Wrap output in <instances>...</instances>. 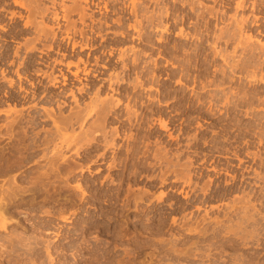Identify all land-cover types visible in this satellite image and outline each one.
<instances>
[{
  "label": "rangeland",
  "instance_id": "374dc122",
  "mask_svg": "<svg viewBox=\"0 0 264 264\" xmlns=\"http://www.w3.org/2000/svg\"><path fill=\"white\" fill-rule=\"evenodd\" d=\"M9 1H10V3H12L14 0H12V1L9 0ZM123 1H125V0H123ZM141 1H146V0H140V2ZM125 2H126V4H129L130 0L125 1ZM147 2H148V0H147ZM67 3L70 4L69 2H67ZM4 4H5L4 0H0V7H2V5H4ZM206 5L210 6V5H212V3L206 1ZM153 7H154V4L150 6V8H151L150 10H152ZM8 8H10V7L8 6L7 9ZM128 8H130V7H128ZM8 10L9 11H15V12H18V13L22 12V9L20 7L19 8L18 7H11ZM156 10H158V8H156ZM230 11H232V12H230ZM233 11H234L233 9H229L228 12H230L231 14H229V13L228 14L229 15H233ZM246 12H247L246 15H249V12H250L249 16L252 17V18L255 15L256 16H260L259 18H262L264 16L263 13L260 12V10L259 11L256 10V9L252 10L251 7H249V9H247ZM251 12H254L255 15L253 13H252L253 15H251ZM22 13L25 14L26 17L29 16L28 13H25V12H22ZM258 13H259V15H257ZM183 14H185V12ZM110 15L111 14H109L107 16L98 15V17L99 18L101 17L102 20L106 17L104 20H108L110 22ZM119 15L120 14L118 13V17H122V15H124V19L123 18L122 19H123V21L125 20L123 22V23H125V26H124V24H122V25H115L114 28H112V27L109 28L108 27L109 28V32L107 33L105 31L106 30L108 31V28H105V26L100 24V26H103V27H100L97 30L98 35L100 33L101 35H103L105 37V40L102 41L101 37L99 36L97 38V40L99 41V42H97V44H100L101 48L107 46V47L102 48V49L99 47L100 49L95 51L97 56L99 55V58L103 59L104 61L107 60V59L110 62L113 61V60L115 61V59L118 61V63H113V64L112 63L110 64L108 62L109 65L106 62H105V64L102 63L103 65L110 67L108 70L106 69L107 71L103 67H100V68L97 67V69H99V70L101 68L104 70V73H102V74L98 73L97 77L103 75L101 77L104 78V80H106V83H105L104 80L102 82H100V84L102 83L103 86H100L101 88L99 87L100 88L99 97L102 94L101 98L102 97L104 98V96L105 97H110L112 95L111 97L114 96V98L119 97V99L120 98H121V100L123 99L122 100L123 103L121 105H119L118 108H115V109L118 112H121L122 110H124V111H122V113L124 114L125 105L129 103V104H131V106H133V104H134L133 102L136 99L137 100L141 99V101L143 99H145L146 102H149L148 101V96H149V98L152 100L151 106L155 110V109H157V106L159 104L158 102L161 99H163V100L168 99L167 96L170 95L168 97L171 98V99H168L169 101L167 100L169 102L167 106H168V108L170 110L172 109L171 111H169L167 106L166 107L163 106L166 102L163 104L164 101L161 100L162 103H160V104L161 105L163 104L162 108L167 110V112H166V114L164 116L163 115H158L156 113H153V115H152V113L146 111L145 115L148 118H149V116H151L150 118L152 120L150 118L149 119H145L144 118L145 121H143V122L142 121L140 122V120H138V122L141 123L142 128L145 127V124H146L145 128H147L150 125V126H152L153 130L156 131V133H157V130L160 132V134H161L160 136H162L163 134H165V135H163L161 137L162 139L159 141L160 146H159V143H158V145H155V144L152 143L149 146L152 154L150 153L147 156H144V155L140 156L142 154L136 152V151H138V150H136L137 148H140L139 150H142V148H144L145 145H146L145 143H143V144L140 143L141 141H139V142L137 141L135 143V145H130V147H131V152L130 153L131 154L129 153L128 155L126 154V148H127L126 144L122 145L121 149L118 146H115L116 149H114V147H111V146L109 148L105 147L104 143L102 145H97V143H96V145L95 144L94 145L93 144L92 145H87V146H85L84 148H82L80 150V157L77 156L76 153H75V149H74L75 146H72V149H74V151L72 149H70V151H68V152L66 151L65 152V154L67 153V156L70 158V160L68 158L66 163H68V162L70 163V161H71V164H72V161L74 163L75 162H80L83 165L86 164V165H84L85 169H84V171L74 170L72 172H68L69 170L65 169V167H67V164H66V166H64L65 163L61 162L60 163L61 170L64 167L63 168L64 170L61 171V172H63L61 174H64V175H62V176H60L61 174L58 175V176H60L61 179H59V177L57 179L56 178L54 179L53 177H49V178L46 177V172H47V171H45L46 168L49 169L48 172L51 170L50 164L48 165V163H50V162H48V160H49V158L51 156L50 155V150L53 149V146H52V144L49 145L48 149L49 148H51V149L50 150L47 149L48 151L47 150H40V149H42V147H43L42 144L45 143L44 140L46 141V139L50 137V135H49L50 132L49 131H51V133H54V135H55L56 129H55L54 125H52V122L50 123V121H47V122L44 121L45 120L44 119L45 118V113H44L43 109H42V112H40L41 109L37 107V106H39V104L41 102L37 103V104H35V105H33L32 107H29V108H26L25 106H21V105H13L12 103L9 104V105L1 103V100H3V99L6 100V99L11 98V96L14 95L13 91L16 90L17 87L21 86L20 88H23L24 91L25 90L29 91L31 89L34 90L33 86L34 87L37 86V84H36L37 80L36 79H30V75L29 74H28L29 76L25 75L26 73L24 74V71L27 68H32L30 66V63L32 62L33 59H39V57H37V56H39L41 54L40 53L38 54L37 51H33V52L29 51L27 53V45H25V44L28 41L26 42V40H31V39L34 40V38H32V36H36L37 37V35H35V33L33 34L32 31L31 32L28 31V33H27V32H25L26 31L25 29L23 30L24 21H21L19 23H16V22L14 23L12 21H9L10 19L8 17H5V16H1L0 17L1 18L0 19V25L6 27V31H2V30H1L2 32L0 31V36H1L0 37V52H1L0 53V63H1L0 64V111H1L0 112V191L2 189L4 191L6 189H10V187L13 185V179L14 178L17 181L16 183H18V185L22 189L25 188V190H28V188H29V190L31 191V193L28 192L29 196L26 195L27 192L25 193L26 196H24V192H23V196L18 197V198L25 197V198H23L25 200L26 197L28 196L27 198H28V203L30 202L29 204H27V202H26V204H25V202H19V203H15L14 205H12V204L10 205L9 204V208L7 206L8 214H9L10 217L8 215L7 216L9 217L8 219H9V221H11L12 224L10 226H8V230L6 229V231H0V241H2V242H0V264H15L16 262H17L16 264H18V263L19 264H28V263L29 264H206V263L207 264L208 263H210V264H213V263L214 264H222V263L223 264H231V263L232 264H238V263L239 264H264V119H263L264 115H263V117H261L262 114H263L262 112H264V107H261L263 105V103L259 102V104L257 103L256 105H254L256 102H258V100L257 101L255 100L253 104L251 103L250 105L248 104L247 107H244L243 108L244 110L242 112L239 111L238 113H234V112H227L226 106L223 105V100H221L220 98H214L211 103L208 102L207 100H210V99L209 98L207 99L208 96L206 95V93H203L200 90H203L202 84H204L205 82L207 83L208 80L213 79V77L211 76V75H214L213 73H211V75H210L211 79L208 78V79H206L207 81L205 79H203V78H200V79H202L204 81L202 82V80L199 79V81L198 80L196 81L197 83H194L191 80H190V82L189 81L184 82L185 84H187L186 86H188L187 93H186V96L184 98H182L181 95H177V96L174 95L175 94L174 91H171V92L167 91L168 90V88H167L168 86H171V88H172L171 90H173V88L179 89L180 86L179 85L177 86L175 84L174 81L177 80L176 78H174V79L172 78V80L170 82L168 80H166L167 77H166L165 71H166V69L172 70V69H170L172 67L170 66V64H167V65L163 64V61H165V63H166V59L163 58V57L161 58V57H159L157 55V54H159V51L161 49L160 48L158 50L157 48L160 47V46L162 47L163 44L160 45V44L156 43V45H158V47L150 44L148 47H146L144 45L139 44L137 41L135 43H132L131 41L130 42L127 41L128 42L127 43V42H124V40L119 38L118 36L116 37L114 32H117V33L120 32V31L122 32V29L125 32L127 31L130 35L134 34L133 31H130V30L128 31V29H129L128 28L129 27L128 24H131V22H133L134 19L132 18L131 21L127 20L126 18L129 17L127 13H125V14L123 13L120 16ZM76 18L77 17H74L73 19H76ZM194 18L195 17H191L189 19V22L194 21L195 20ZM36 21H40L39 18ZM126 22H128V23H126ZM221 26L222 27H226L223 24L222 25L220 24V27ZM11 27H13V28H11ZM18 28H21L22 31L17 30ZM116 28L118 30L114 31V29H116ZM111 30H113V32H112L113 34L110 32ZM2 33H4V34H2ZM102 33H104V34H102ZM9 34H11V35H9ZM12 34H13V36H12ZM18 34H19V36L28 37V39L24 40L22 38H19V36H17ZM25 35H27V36H25ZM111 35H113V36H111ZM93 36H95V35H93ZM14 37H16L17 39L14 38ZM256 38H259V37L257 36ZM10 39H11V41H10ZM13 39H14V42H13ZM259 39H261V41L264 42V38L260 37ZM17 40H18V42H17ZM8 41H10V42L8 43ZM120 42H122V43H120ZM22 43L23 44L25 43L24 44L25 46L22 45ZM113 44H114V46H113ZM125 44H128V46L125 45ZM33 45L36 46L38 49L42 48V46L39 45L36 42ZM118 45H119L120 48H121V46L125 47V48L127 47L128 51H129V48H130L131 45L136 46L137 49L140 50L139 54L138 53L136 54L137 58H138V61H136L135 64H132L133 61H131V60L133 58H135L136 56H134V54L131 53L130 51H129L130 53L127 51V55H126V58H125V62H126L125 64H126V68L127 67H128V69L130 68L129 70L126 69L125 67H123L124 66V65H122L123 63L121 61H119V53H120L119 49L120 48L117 47ZM13 46H15V47H13ZM231 47L232 46H230L229 49ZM6 48H8V49L6 50ZM110 49H111L112 52L110 51ZM13 50H15V51H13ZM17 50L19 51L18 52V57L21 55L19 58L15 55V52ZM98 51H99L100 54L98 53ZM143 51L145 53H148L149 55L150 54L151 55L150 56H148V55L146 56ZM9 52H10V54H9ZM30 52H31V54H30ZM44 52H46L48 54H52L53 55L52 57H54V58L55 57L58 58V59L62 58V56H60V55L57 56V54H55L53 51H46L44 49ZM101 53H103V55ZM4 54H6V55H4ZM22 54H25V55H22ZM13 55H14V57H13ZM128 55L129 56L131 55V57H129ZM42 56L45 57L44 55H42ZM110 56H112V57H110ZM152 56H153V59H152ZM24 57L26 59H24ZM142 57H144V58H142ZM130 58H131V60H130ZM150 58H151V61H150ZM17 59H19V60H17ZM155 59H157V63H158L156 67H154L155 65L152 62ZM7 60L8 61H12L13 60L14 64H8L7 62H5ZM148 60H149V62H148ZM2 61H3V63H2ZM21 62L25 66L19 65V64H21ZM221 62L222 61H220L218 63L221 64ZM144 63H145V65H144ZM148 63H150L152 65H150ZM114 65H115V67L112 68V66H114ZM132 65L133 66L135 65V66L133 67ZM146 65H147V67H146ZM158 65H159V67H158ZM168 65H169V68H168ZM37 66L44 68L41 65H37ZM59 66L60 65H56L55 68H53V71H52L53 76L57 75V73L61 74L60 72H58L56 70V67L57 68H62L63 67V69L65 68V66H62V65L60 67ZM88 67H89V65H87L84 70H86L89 73L91 72V73L90 74L88 73L89 76L85 75L84 77H88V79H89L92 74H97L96 73L97 71L95 72L93 70H88L87 69ZM137 67L140 69V71H138ZM157 67H158V70H157ZM124 68L126 69L125 71H124ZM18 69L21 72L18 71ZM74 69L75 68H73V70ZM120 69L121 70L123 69V71H122L123 73L121 72ZM133 69H135V70L133 71ZM143 69H145V71ZM147 69H149V70H147ZM214 69H215V67L211 68L212 71ZM1 70H4V71L6 70L5 74H4L6 76H3L1 74V72H2ZM11 70H14L13 73H12ZM103 70H100V71H103ZM116 70L119 71V72H117ZM130 70H132V71H130ZM151 71H152V73H151ZM18 72H20L19 74L22 76L21 79H19V76L17 75ZM141 72H142V75L140 74ZM106 73H108V74H106ZM119 73H120V75L124 74L123 76H120V77H122L123 79L126 80V81L124 80L125 83L119 82V83L115 84L114 81H113L115 86H114V84H110V83H112V82H109L110 81V76L112 74L114 75V74H119ZM148 73L153 74V75H150ZM154 73H155V76H154ZM194 73H195V71H194ZM238 73L240 75H238ZM238 73L236 74V78L237 79H239V77H240L241 79H243V81H245V79L248 78V74H247V77H245L246 76L245 72L244 73H240V70H238ZM48 74L49 73H47V75ZM66 74H68V73L64 72L61 76L63 77V75H66ZM157 74L159 76H161V77H157L158 76ZM202 74H204V72H202ZM258 74H257V76H258ZM136 75H137V77H136ZM149 75L151 76V78L154 77V79H153L154 81L152 80L153 82L149 78ZM218 75L219 74L216 73V76H215V79H214L215 80L214 81V88L212 90L215 89V86H216L215 84L219 83L218 79H220V75L219 76ZM237 75H238V77H237ZM25 76L28 78V81H27V79H24ZM125 77H127V78H125ZM139 77H141V78H139ZM201 77H202V75H201ZM259 77H260V74H259ZM5 78L8 79V80H6ZM58 78L60 80V77H58ZM136 78H139L138 80L141 83V85L139 87H138L139 83L137 84L138 80ZM144 78H145V80L143 82V80H141V79H144ZM158 78L161 81H159ZM11 79L14 82L13 83L14 86L12 85L13 87L9 84V81ZM128 79H129V81H127ZM132 79L133 80L136 79V81H133ZM156 79H158V81ZM29 80H30V82H29ZM45 81L46 80L44 79L43 82H45ZM147 81H148V83H147ZM82 82L87 83L84 80ZM134 82H135V84H137V87H138L136 89H134L135 88L134 86H136V85L132 84ZM149 82L151 83V85L154 84L153 85L154 87L156 86V83L160 87L157 85L155 87V89L153 90L154 87L152 88V86L150 85ZM29 83H31V84H29ZM107 83H109V85H107ZM128 83H129V85H128L129 88L127 87ZM142 83L143 84H147V85H142ZM189 83H192V85H194V87L191 84H189ZM199 83H201V84H199ZM23 84H24V87H22ZM246 84H247V87H249V88L253 87V85L250 86L249 83H246ZM15 85H16V87H15ZM30 85H31V87H30ZM172 85L175 86V87H173ZM9 86L12 87V88H10ZM107 86L108 87L110 86V87L108 88ZM148 86H150L149 88H151V91L149 90L150 92L147 89ZM254 86L257 89L259 87L261 88V89L260 88L258 89L257 93L259 95L258 96L259 99H263L264 98V95H263L264 94V84L255 83ZM28 87L30 89H28ZM112 87L115 89V91L116 90L117 91L116 92L114 90L111 91L113 89ZM212 87H209V88H212ZM110 88H112V89H110ZM122 88H124L123 91H122ZM144 88H146V89H144ZM157 88H159V89L156 90ZM199 88H201V89H199ZM143 89L145 91H143ZM164 89L165 90L167 89V90L165 91ZM192 89H194V91ZM195 89H197V90H195ZM228 90H229V88L226 89V91H228ZM109 91H110V93H109ZM120 91H122V93ZM125 91L128 92V93H126ZM196 91L201 94L200 100L203 103L202 105L195 98V95L197 96V94H195V93H197ZM96 93L97 92H95V94ZM115 93H117V94H115ZM130 93H133V95L131 94L132 98H129V97H131ZM137 93L141 94V95L138 94L140 97L136 96ZM148 93H149V95H148ZM150 93L151 94L153 93L154 96L153 95L151 96ZM5 94L7 95V97L5 96ZM95 94L94 95L90 94V95H92V96H90L91 98L90 97H85L86 99L83 98V100L80 98V103H81L79 105L80 107L75 105L73 103V101L72 102L69 101L70 97H67V98L66 97H60L58 100L61 101V100L64 99L63 101H65V100L68 101L67 104L72 107L71 108L72 110L74 109L73 107H75V109H77L76 111L75 110H73V111L71 110L68 113V110H69L70 106L66 105L61 111L63 114H65L63 116H68V115H70V113L72 114V112L76 113L80 108L85 109V106H87L90 101L93 102V100H94L93 98H95L93 96H95ZM145 94H146V96H145ZM193 94H195V95H193ZM123 95L124 96L127 95V96L124 97ZM143 95H144V97H143ZM189 95L192 96L191 99H189ZM172 96H175L176 98L173 99ZM178 96H179V98H178ZM127 97H128V99H127ZM133 97H135L136 99L134 98L135 99L134 100ZM153 97L155 99H153ZM124 98L127 99V100L130 99V101L128 102V101L125 100V102H124ZM176 99H177V101H176ZM217 99H218V102L220 100L219 103L217 102ZM83 101H85V102H83ZM91 102L89 104H91ZM154 103L156 104V106H155ZM187 103H188V105H187ZM214 103L215 104L218 103V104H216V107H218V108L215 107ZM220 103L223 106L222 108H221ZM137 104H140V103H137ZM137 104H136V106H137ZM173 104H174V106H173ZM180 104H181V106H180ZM190 104L191 105L194 104L195 106L194 105L191 106ZM57 105H58L57 103L43 104L42 108L46 107V108L49 109V108L53 107L52 108L53 111L56 112V115H59L60 114V112H59L60 110L58 111ZM253 105L257 106V107H254ZM13 106L14 107L16 106L15 108H18L19 110H21L22 108L24 109V110L22 109L24 112L22 110L21 111L24 113V114L22 113L23 117L25 115L26 116H25V118H21V121L24 120V121H22V124L20 123V121H19L20 119H19L18 120L19 123L17 122V123H14V124L10 125L12 120L14 119V117H16L15 113L10 112V107L14 108ZM140 106H141V104H140ZM140 106L138 105L137 107L139 108ZM249 106H252L253 108L251 109V107H249ZM36 107H37V109H36ZM134 107H135V105H134ZM178 107L181 109V111H180V109ZM214 107H215V109H214ZM139 109H143L144 110L145 107H142V108H139ZM208 109H210V111L212 113ZM249 109H251V111ZM253 109L254 110L256 109V110L254 111ZM203 110H205V111H203ZM245 110L246 111L248 110L247 111L248 112V116L250 115V116H252V118L250 116L249 117L248 116L247 117L243 116L246 113ZM217 111L219 113H217ZM220 111L222 113H220ZM37 112L40 113V114L38 115ZM254 112H256V113H254ZM177 113H179V115ZM257 113H258V116H257ZM225 114L227 116L229 115L228 116L229 118L226 117ZM156 115H158V116H156ZM169 115H170V117L172 115H174V116L169 118ZM259 115H260V117H259ZM8 116H10V117H8ZM126 116L127 115L125 113V115H123L122 118H125ZM153 116H154V118H153ZM237 116L239 117V119H238ZM42 117H44V118L42 119ZM109 117H111L110 118L111 120L114 118L112 115L109 116ZM165 117H166V119H165ZM181 117H182V119H181ZM189 117H191V118H189ZM234 117L237 118V119H235ZM255 117L257 119H259V120H257ZM29 118H30V120H29ZM140 118H141V116H140ZM163 118H164V120L166 122H168L167 123L168 128L165 129V130L161 129L160 125L158 124V123H160V120H163ZM176 118H178V119H176ZM260 118H261L262 121L260 120ZM31 119H32V122L33 121L34 122H36V121L39 122V123L36 122V124L38 125V126L36 125L37 127L35 126L34 122H33L34 124L31 122ZM94 119H95V116L91 117V118H88L84 122L85 129H87V127H89V125H91L90 122H94ZM225 119H227V120H225ZM232 119H233V121H232ZM254 119H256L257 121L254 120ZM155 120H156L157 123L155 122ZM169 121H170V123H169ZM258 121L261 124H259ZM230 122H232V123H230ZM234 122H236V123H234ZM239 122H240V124H239ZM8 123H10V124H8ZM114 123H115V121H114ZM114 123H112V125H114ZM117 123L118 122L116 121L114 126L122 125L123 128H125L126 126L129 127V123L126 122V121L121 122L120 124H117ZM134 123H135V126H134L135 128H137V127L140 128V126H139L140 123L139 124L136 123V122H134ZM172 123H173V125H172ZM189 123H191V124H189ZM246 123H248V125L251 124L253 126H251V125L247 126ZM41 124H43V125H41ZM106 124L108 126L111 125L110 123H106ZM235 124L236 125L238 124L237 125L238 127L235 126ZM254 124L256 125V127H255ZM26 125L27 126L29 125V126H32V127H28L29 128L28 129ZM79 125L77 126V124H76L77 127L74 125V127H75L74 130L76 132L71 129L72 127H69L68 133H69L70 129L74 132V133H72V131H71L70 133H72V134L79 133L81 131L79 129L80 128ZM23 126H24L25 129L27 128L26 129L27 131L25 129H23ZM50 126H52V127H50ZM46 127H47V129H46ZM190 127H191V129H190ZM259 127H260V129H259ZM41 128H42V131H41ZM44 128L46 130L50 129L48 131L49 134L48 133L46 134V130L43 131ZM142 128L140 129V131L137 130V129H133L132 132L134 131L133 133H136L138 138L139 137L142 138V133L144 132ZM244 128H245V130H244ZM246 128H248L250 130H248V129L246 130ZM39 129H40V131H38ZM23 130H25L26 132H23ZM32 130L33 131L34 130L38 131L37 132L38 135H37V133L35 134V132L33 134ZM52 130H55V131L53 132ZM128 131H129V129H128ZM170 131H172L173 135L170 133ZM177 131H178V133H176ZM43 132L46 134V136H45V134ZM24 133H26V134H24ZM31 133H32L33 136H31ZM182 133H183V135H182ZM23 134L25 135L24 138H23V136H24ZM185 135H187V136H185ZM51 137L49 139H51ZM53 137H55V136H53ZM169 137H171V138H169ZM176 137L178 139H176ZM188 137H190V138H188ZM33 139H34V141H33ZM35 139H36V141H35ZM98 139L101 140V137H98ZM153 139L154 138H152V140ZM167 140H169V141H167ZM176 140L178 142V145L180 144L182 147L180 145L179 146L177 145ZM179 140H181V141H179ZM196 140H197V142H196ZM118 141L120 142V140H118ZM165 141H167V142H165ZM185 142H186V144H185ZM161 143H162V146H161ZM138 144H142V146L140 145V147H136V146H139ZM163 144H164V146H163ZM33 145H35V146H33ZM171 145H173V146H171ZM31 146H32V148L35 147L36 149H32ZM39 146H40V149H39ZM29 147L31 149H29ZM153 147H154V149H153ZM158 147H159V149L157 150L156 148H158ZM161 147L162 148H164V147L168 148L169 147V149L164 148L165 150H161L162 149ZM175 147H177V148H175ZM24 148H27L28 150H26V149L24 150ZM104 148H106L105 150H107L106 152L108 154L105 152ZM170 148H173V149L170 150ZM187 148L189 150H191V151L188 150L189 153L186 150ZM112 149H113V151H112ZM118 149H120V150L118 151ZM144 149H146V148H144ZM102 150H104V151H102ZM133 150H136V151L133 152ZM155 150L156 151H161V153H162V151L169 152V153L166 152V155H165L166 156L165 157L166 164L164 163L165 161H161V162L159 161L158 162L157 158H156V160H157V162L159 164L156 162V160H154L155 153H156ZM173 150H175V151H173ZM178 150H180V151H178ZM46 151L49 152V154H47ZM98 151H100L99 153L101 155L98 153ZM114 151H117V152L115 153ZM95 152L97 153V156L99 158H96L97 156H93V155H95ZM176 152L178 153V157L176 155L177 154ZM180 152L182 153L181 156H180ZM256 152H257V154H256ZM194 153L197 154V157H196V155ZM235 153L238 156H236ZM249 153H251V154H249ZM45 154H47L49 156H46ZM167 154L168 155L170 154L169 157L167 156ZM43 155H45V158H43L44 157ZM171 155H172V157H170ZM174 155H175V157H174ZM116 156H117V158H116ZM121 156L123 157V159H122ZM188 156H189V158H187ZM21 157H22V159H21ZM82 157H84V158H82ZM126 157H128L130 160L128 158H127V160H125ZM137 157H138V159H137ZM134 158H136V159H134ZM150 158H153L152 159L153 161L150 160ZM169 158H172V159L168 160ZM190 158H192L191 163L194 162L192 165H191L190 161L189 162L186 161L187 159L190 160ZM174 159L175 160L178 159V161H175ZM241 159H242V161H241L242 164L239 161ZM201 160H203V162ZM170 161H172L173 163L172 162L170 163ZM185 161L187 163H185ZM102 162H104V163H102ZM36 163L38 164V166H37ZM111 163H113L112 164V165H114L113 167L109 166ZM168 163H170L169 164L170 166L168 165ZM181 163L184 164V165L186 164L185 166L184 165L183 166L187 170L182 165H180ZM126 164H128V165H126ZM145 164H146V166H145ZM150 164H151V167L149 169L148 166H150ZM163 164H165V166ZM187 164H188V166H187ZM36 166L37 167L40 166V168H37ZM167 166H168V168H167ZM189 166H190V168H189ZM42 167H45L44 170H43ZM152 167L154 169H152ZM34 168H36L37 171H42L43 170L44 172L42 171V172H38L37 173L36 169H34ZM161 168H162V170H161ZM215 168L218 170V172H217V170L215 171ZM33 169H34V172L36 171L35 173H33ZM158 169L160 171H158ZM163 169L164 170L166 169V170L164 171ZM174 169L175 170L179 169V171H180V169H184L183 171L181 170L182 172H184L183 174H185V172H187L188 175L191 174L190 177H191V181L193 180L192 181L193 184L191 185V182H190L191 186L188 185V187H187V185L184 184V182H183L184 179L181 180L182 182L180 181V182H175L174 183L173 181L177 178L176 175H178L179 177L185 176V175L182 174L181 171H180L181 172V176H180V174L174 175L175 173H177ZM226 169H227V171L228 170L229 171L227 172ZM131 170H132V172L134 171L133 174H132ZM169 170H170V172H169ZM161 171H163V174L165 173L167 178H169L167 180L168 183H166V184L165 183L164 184L160 183L161 182L160 178L163 176V174L159 173ZM167 171H168V173H167ZM44 175H45L46 179L50 180V182L52 184L50 182L47 183L48 180H46V179H45L46 182L44 181V178H45ZM39 176H40V178H43V181H42V179H39ZM155 176H156V178H155ZM231 176L234 177V178H232ZM36 177H37V180H36ZM51 179H53L54 181L60 180V181H56L57 184L59 182H61V180H62L63 183L62 182H61L62 184L59 183V186L61 185L63 187V185H64V187L62 188L60 186L61 188H57L55 186L56 182H55V184H53L54 181L52 182ZM159 179H160V182H159ZM210 179H211V182H210ZM232 179H233V181H232ZM169 180L171 182H169ZM31 181H34V183L31 182ZM37 182L38 183L41 182V183H39L40 185L43 184V183L44 184L47 183V184L43 185V187H42V186H39V184L37 185L36 184ZM230 182H231V184H230ZM77 183H83L82 184V185H84L83 187L85 188V190L87 189L86 190L87 193H85V195H82V193L80 191L78 192V190L74 189V187H75V185ZM225 183H226V185H225ZM32 184H34V185L36 184L37 187L39 186V188H42L43 189L42 193L45 192L44 188L47 187V189L45 188L46 189V194L45 193L41 194V189L39 190L36 187V185H35V187L37 189H35V187H33ZM51 185H54L55 187L53 188V186H51ZM69 185H71L70 187L73 186L74 190L71 189L69 187ZM30 186L33 187L32 190L30 189V188H32ZM48 187H50L51 190L52 189L53 190L52 191L48 190L49 189ZM66 187L68 188L69 192L66 191L67 190ZM62 189H65V190H62ZM192 189L195 190L196 192H198V194L196 192H190V191H193ZM224 189L226 190L227 193H225ZM33 190L36 191V192L38 190L40 192V194H39V192L37 194H39L41 197L39 195L35 197V195H37V194L34 195V192H32ZM47 190H48V192L50 191L51 193L53 191H56V190L60 191V192L56 191V192L51 194V196L56 198V200L53 197L51 198V196L49 194L50 192L48 193ZM61 190H62V193H61ZM65 191H66V193H64ZM186 192L189 195L188 197H187ZM210 192H212L214 195L212 193H210ZM58 193H60V194H58ZM228 193H230V194H228ZM66 194H67L68 198L66 197ZM161 194H163L162 195L163 198L160 201L158 198H159V196ZM203 194H206V195L204 196ZM20 195H22V194H20ZM32 195H34L33 198L34 197L36 198L35 202L32 201ZM42 195H43V198H42ZM44 195H46V196H44ZM185 196H186V198H185ZM242 196H244V197H242ZM64 197H66V200H64L65 199ZM79 197H82V200ZM137 198H138V200H137ZM43 199L46 202L43 201ZM52 199H54L55 201L52 200ZM40 200L42 202H40ZM71 200H73V201H71ZM148 202H150V203L148 204ZM228 204H229V206H228ZM135 205H137V207H135ZM236 206H237V208H236ZM240 206H241V208H243L242 206H244V208L239 210L238 208H240ZM246 206H248V207H246ZM213 207H216V208H213ZM231 207H232V209H231ZM245 208L247 209L248 214L252 215V219L250 221L240 218L241 217L240 215H242V213H243L242 211L245 210ZM248 208H249V210H248ZM214 209H215V211H214ZM49 210H51V211L53 210L54 211V212L52 211L53 216H51V217H49L46 214V211H49ZM141 210H143V211H141ZM220 210H221V212H220ZM206 212L209 213L208 218L205 217V216H207ZM224 213H226L225 214L227 216L226 218H224L225 217ZM232 213H234V214H232ZM28 214H30V215H28ZM217 214H218L219 217H223L224 216L222 218V220H221V225H218V226L216 225V220H214V219H217V218L219 219V217L216 218ZM33 215H34V217H33ZM191 215H192L193 219L191 218V220H190ZM64 216L68 217L67 218L68 222L62 220V217H64ZM183 216L185 218H187V217L188 218L185 219ZM201 216H203V217H201ZM237 216H238V218H237ZM198 217H199V222L197 220ZM40 218L42 219V221H41ZM253 218L255 220H253ZM208 219H210V220H208ZM228 219L231 222L234 220L233 224L232 223H228V222H230ZM237 219H239L240 221H238ZM241 219L242 220H246V221H242ZM34 220H36V221H34ZM188 220L191 221V222H189ZM194 220H195V222H194ZM200 220H202L203 222L206 220V222L203 223V226L206 224L204 226L206 231H204L205 229L202 228L203 227L202 226V221H200ZM172 221L175 222V223H173ZM196 221L199 224H197ZM210 221H212V224H211ZM247 221H249V222H247ZM29 222H32L34 224V226L32 225V228H31V225H27L31 229L27 230V232H26V230H24L22 227H23L24 224H27ZM184 222H186V224L188 223V225L190 224L189 225L190 227L194 226L195 228L191 227L192 231H190L191 228H189V226H187V225H186L187 227L184 226V224H185ZM225 222H226V224H228V225L230 224V225L229 226L227 225L228 227L225 226L226 225V224H224ZM236 222L237 223H242V224H240V226H239L238 224H236ZM207 223L209 224V227H208ZM235 224L237 225V227H236L237 231L235 233H229V231L231 232L232 230L228 229L229 231L226 233L227 228H230L231 225L234 227V230H236V228H235L236 225ZM44 225H45L46 228L44 227ZM55 225H57V226H55ZM62 225L64 227H61ZM196 225H198V226L200 225V227L197 228ZM210 225H212V227ZM213 225H214V227L215 226L216 227L214 228ZM241 225L244 226L245 228L244 227L242 228ZM54 226L57 227V228H54ZM224 226H225L226 229L223 230ZM59 227H60L61 231L59 230V232H58ZM240 227L242 229H244L245 231L240 229ZM48 228H49V230H48ZM53 228H54V230H53ZM196 228L198 230H196ZM238 229H239V233H238ZM45 230H47L49 232H47ZM67 230H68V232H67ZM202 230H203V232H206L207 234L204 233V235L203 234L201 235ZM214 230H215V232H214ZM217 230L220 232L219 234H218ZM72 231H73V234H72ZM209 231H211V232H209ZM221 232H223V233H221ZM13 233H15V234H13ZM18 234H20L19 238H21L20 236H22V239L26 240V241H24V243L26 245L27 244L28 245L31 244V245H29V248L27 247L28 249L25 248V247L21 248L22 250H18V251L19 252L23 251V252L22 253L20 252L18 254V251H17V254L15 255L16 252H12L8 248H6V249H8V250H6L5 247H4V249L7 251L6 252L3 248H1V244H3L4 240H5V244L7 243V245H8L9 239L18 236ZM56 234L57 235L59 234V237H56ZM214 234H216V237H214L215 236ZM224 234H226L227 237L224 236ZM13 235H15V236H13ZM66 235L68 237H66ZM218 235H219V237H218ZM233 235H235V236H233ZM202 236L204 237V239H203ZM239 236L242 237V238H240ZM36 237H37V240H36ZM32 238H34L33 242H35L36 244L33 243L32 241H28L27 242V240H31ZM38 238L39 239L42 238V240L41 239L39 240ZM229 239H231V241ZM36 241H38V242H36ZM81 241H84L85 244H84V242H82L83 245H81V243H80ZM40 242L42 243V246H40V244H41ZM75 243H77V244H75ZM78 243H80V244L78 245ZM191 243H193V244H191ZM234 243H235V245H234ZM5 244H3V245L7 246ZM37 244H39V245L37 246ZM210 244H212L213 246L210 245ZM32 246H33V248L36 246L34 248V252H33V250L31 251V249H33V248H30V247H32ZM37 247H39L38 249H40V250H38ZM70 247L71 248L73 247L72 249H70L72 252L69 250ZM82 247L83 248L85 247V248L83 249ZM196 247H197V250H196ZM208 247H210V248H208ZM50 248H52V249L50 250ZM200 248L202 250H204L205 253L206 252H211V253H209V254L206 253V254H208V255H206L204 253V251H203V253L201 252ZM215 248H219V249L217 250ZM1 249H3L4 251L1 250ZM73 249L75 250V252H73ZM78 249H80V250H78ZM199 250L202 253L201 255H200ZM2 251H3V253H2ZM8 251H10L13 254L10 256L11 253L8 252ZM46 252H49V253H46ZM194 253L195 254L198 253V254L195 256V255H193ZM24 254H26V256ZM50 254L52 255V257H50L51 256ZM20 255H21V257H20ZM28 255H29V257H28ZM188 255H189V257H188ZM209 255H210V257H209ZM12 256H13V258H12ZM16 256H17V261L15 262ZM190 256H192V257H190ZM207 256H208V258H207ZM6 257H8V258H6ZM193 257H195V258H193ZM216 257H217V260H216ZM224 257H225L226 260H224ZM205 258H206V260H205ZM213 258H215V259H213ZM233 258H234V263L232 262ZM227 259H230V260H227ZM208 260H210V261L208 262ZM220 260H223L224 262L223 261L221 262ZM225 261L226 262L229 261V262L226 263ZM238 261H240V262H238Z\"/></svg>",
  "mask_w": 264,
  "mask_h": 264
},
{
  "label": "bare ground",
  "instance_id": "6f19581e",
  "mask_svg": "<svg viewBox=\"0 0 264 264\" xmlns=\"http://www.w3.org/2000/svg\"><path fill=\"white\" fill-rule=\"evenodd\" d=\"M9 0H4V2H5V4L4 5H2V7H0V17L1 16H5V17H8L10 20L9 21H12V22H16V23H19V22H21V21H24V24H23V30L25 29L26 31L25 32H27L28 33V31H32L33 32V34L35 33V35H37V37L35 38L34 36V40L33 39H31V40H26V44L25 45H27V53L29 52V51H31V52H33V51H37L38 52V54L40 53L41 54V56H42V54H46V52H44V49L42 48L41 50L40 49H38L36 46H34L33 44H35V42L37 43L38 41H39V44H40V41L42 42V40L44 39V40H50V42H51V44H49V46H48V44L45 46L44 44H43V42H42V44H43V46H45L44 48H46L47 46V48L49 49V51H54V53H55V51L57 50V53H58V55L57 56H59V52H61V51H63V50H65V49H67V48H65V49H63V45L65 46L66 44H64L65 43V41H66V39H70V38H72V37H69V35H70V32L72 31V36H73V34L76 36V35H81L83 38H85L87 35H89V37L87 36V40H86V43H84L83 42V44L82 45H80V47L82 48V50H84V49H87L88 50V48L89 49H92L95 45H91L92 43H91V40H93L94 38H93V35L95 34L93 31H92V29H95V28H92L91 29V31H92V33L90 34V32H88V28H89V24H94V22L95 23H97L96 22V20L98 19V20H101V17H100V19L97 17V19H95L96 18V16H97V14H100V15H102V16H107V15H109V14H113V13H115V14H113V15H116L117 13H119L120 15L121 14H125V13H127L128 14V16L129 17H127L126 19L127 20H132V18L134 19L133 20V22H131V24H128L129 25V29H128V31L130 30V31H133V35H130L127 31L125 32L123 29H122V32L120 31V32H114V34L116 35V37L118 36L119 38H121V39H123L124 40V42H132V43H135L136 41L139 43V44H141V45H144V46H146V47H148L150 44L151 45H154V46H156V47H158V45H156V43H158V44H163V46L161 47H158L157 49L159 50L160 48V51H159V54H157L159 57H163V58H165L166 59V63H165V61H163V64H170V66L172 67V68H170V69H172V70H169V69H166V71H165V74H166V80H168L169 82L172 80V78L174 79V78H176L177 80L176 81H174L175 82V84L178 86H180L179 87V89H177V88H173V90H171L172 88H171V86H168L167 88H168V90L167 91H169V92H171V91H174L175 92V94L174 95H181V97L182 98H184L185 96H186V93H187V89H188V86H186L187 84H185L184 82H187V81H189L190 82V80L191 81H193L194 83H197L196 81L198 80L199 81V79L200 78H203V79H208V78H210V75H211V73H213L214 75H211L212 77H213V79H211V80H206L207 81V83L205 82L204 84H202V86H203V90H200V91H202L203 93H206V95L208 96L207 97V99L209 98L210 100H207L208 102H212L213 101V99L214 98H220L221 100H223V105L224 106H226V109H227V112H234V113H238L239 111L240 112H242L244 109V107H247L248 106V104L250 105L251 103L253 104L254 103V101L256 100H258V102H256L254 105H256L257 103L259 104V102H262L263 103V105L261 106V107H264V98L263 99H259V95H258V89L260 88H256L255 86H254V84L255 83H261V84H264V42L263 41H261V39H259L260 37H262V38H264V0H148V2H147V0L146 1H141L140 2V0L138 1V0H130V3L129 4H126V2L125 1H128V0H125V1H123V0H14L12 3H10V1L8 2ZM12 1V0H11ZM153 1V2H152ZM206 1H208V2H211L212 3V5H210V6H208V5H206ZM67 2H69L70 4H68ZM154 4V7H153V9L152 10H150L151 8H150V6L151 5H153ZM20 7L21 9H22V12H25V13H28L29 14V16H25V14H23L22 12H15V11H9L8 9H10V8H8L7 9V7ZM111 7V8H110ZM128 7H130V8H128ZM249 7H251L252 8V10H260V12H262L263 13V17L262 18H259L260 16H256L255 14H254V12H251V15H255L253 18L252 17H250L249 15H250V12H249V15H246V11H247V9H249ZM156 8H158V10H156ZM15 9V8H14ZM229 9H233L234 11H233V15H229V14H231L230 12H232V11H230V12H228V10ZM251 10V9H250ZM185 12V14H183ZM229 13V14H228ZM253 13V14H252ZM257 13V12H256ZM119 15V16H120ZM257 15H259V13L257 14ZM74 17H77L76 19L77 20H74L73 18ZM110 17H111V15H110ZM114 17V16H113ZM191 17H195L194 19V21H192V22H189V19L191 18ZM39 18V20L40 21H36L37 19ZM104 18V17H103ZM106 18V17H105ZM104 18V19H105ZM109 18V17H108ZM116 18V17H115ZM124 19V15H122V17H117V19H116V23L118 24V25H122V24H124V26H125V23H123L124 21H123V19ZM1 19V18H0ZM26 19V20H25ZM113 19V18H112ZM111 20V19H110ZM114 21V20H113ZM191 21V20H190ZM63 22L64 23H67V26L65 27V34H66V37H64L63 36V34H60L61 32H62V29H63ZM101 21H99V23H100ZM103 23H104V25H105V28H110V26L111 25H109L108 26V24H107V22H104V21H102ZM111 22V21H110ZM98 23V24H99ZM126 23H128V22H126ZM130 23V22H129ZM10 24V23H9ZM79 24L82 26L81 27V29H78V26H79ZM115 24V23H114ZM220 24L222 25H225L226 27H220ZM8 25V24H7ZM11 25V24H10ZM100 25V24H99ZM101 25H103L102 23H101ZM103 25V26H104ZM9 26V25H8ZM15 26V25H14ZM93 26V25H92ZM91 26V27H92ZM102 26V27H103ZM107 26V27H106ZM20 27V26H19ZM90 27V28H91ZM101 27V26H100ZM119 27V26H118ZM121 27V26H120ZM9 28V27H8ZM11 28H13V27H11ZM87 28V29H86ZM97 28V27H96ZM109 28H108V31L106 30H104L105 32H109ZM114 28V27H113ZM123 28V27H122ZM256 28V29H255ZM99 29V28H98ZM97 29V30H98ZM103 29V28H102ZM112 29V28H111ZM255 29V30H254ZM6 31V27H4V26H2V25H0V31ZM17 30H19V31H22L21 30V28H18ZM115 30H118L117 28L116 29H114V31ZM250 32H248V31ZM1 31V32H2ZM100 31V30H99ZM103 31V32H104ZM62 32V33H63ZM102 32V31H101ZM104 32V33H105ZM113 32V30H111V33ZM16 33V32H15ZM19 33V32H18ZM21 33V32H20ZM104 33H102V34H104ZM2 34H4V33H2ZM6 34V33H5ZM14 34V33H13ZM13 34H12V36H13ZM22 34V33H21ZM98 34V33H97ZM113 34V33H112ZM255 34V35H254ZM9 35H11V34H9ZM8 35V36H9ZM16 35V34H15ZM29 35V34H28ZM32 35V34H31ZM7 36V37H8ZM17 36H19V34L17 35ZM25 36H27V35H25ZM99 36L101 37V39H102V41H104L105 40V37L103 36V35H101L100 33H99ZM106 36V35H105ZM111 36H113V35H111ZM156 36V37H155ZM258 36L259 38H256V37ZM1 37V36H0ZM10 37V36H9ZM24 37V36H23ZM81 37V38H82ZM115 37V36H114ZM13 38V37H12ZM14 38H16V37H14ZM19 38H20V36H19ZM22 38V37H21ZM28 38V37H27ZM78 38V37H77ZM80 38V37H79ZM17 39V38H16ZM24 39V38H23ZM109 39V38H108ZM120 39V40H121ZM8 40V39H7ZM33 40V41H32ZM75 40H77V39H75ZM84 40V39H83ZM111 40V39H110ZM117 40V39H116ZM115 40V41H116ZM5 41V40H4ZM3 41V42H4ZM10 41H11V39H10ZM10 41H8V43L10 42ZM21 41V40H20ZM19 41V42H20ZM13 42H14V39H13ZM17 42H18V40H17ZM23 42V41H22ZM49 42V41H48ZM101 42V41H100ZM106 42V41H105ZM112 42V41H111ZM123 42V41H122ZM122 42H120V43H122ZM127 42V43H128ZM7 43V42H6ZM73 50L74 49H76L77 48V46L80 44L79 42V44H77L75 41H73ZM95 43V42H94ZM117 43V42H116ZM11 44V43H10ZM19 44V43H18ZM21 44V43H20ZM23 43H22V45H24ZM63 44V45H62ZM67 44H68V42H67ZM97 44V43H96ZM112 44V43H111ZM124 44V43H123ZM3 45V44H2ZM14 45V44H13ZM24 45V46H25ZM58 45V46H57ZM69 45H71V44H69ZM102 45V44H101ZM106 45V44H105ZM108 45V44H107ZM110 45V44H109ZM116 45V44H115ZM121 45V44H120ZM125 45H127L128 46V44H125ZM222 45V46H221ZM224 45V46H223ZM5 46V45H4ZM16 46V45H15ZM15 46H13V47H15ZM20 46V45H19ZM67 46V45H66ZM97 46V45H96ZM113 46H114V44H113ZM130 46V45H129ZM230 46H232L230 49H229V47ZM8 47V46H7ZM18 47V46H17ZM16 47V48H17ZM22 47V46H21ZM20 47V48H21ZM68 47V46H67ZM105 47H107V46H105ZM105 47H102V48H105ZM112 47V46H111ZM117 47H119V45L117 46ZM12 48V47H11ZM19 48V47H18ZM72 48V47H71ZM95 48V47H94ZM93 48V49H94ZM97 48V47H96ZM99 48V47H98ZM101 48V47H100ZM99 48V49H100ZM101 48V49H102ZM120 48V47H119ZM8 48H6V50H7ZM23 49V48H22ZM26 49V48H25ZM112 49V48H111ZM111 49H110V51H111ZM2 50V49H1ZM19 50V49H18ZM16 51L15 52V55L18 57V52L20 51ZM46 51H47V49H45ZM79 50V49H78ZM81 50V49H80ZM105 50V49H104ZM117 50V49H116ZM120 50V53H119V61H121L123 64L122 65H124L123 67H125L126 68V62H125V58H126V55H127V51H128V48L126 47H122L121 46V48L119 49ZM13 51H15V50H13ZM68 51V50H67ZM71 51V50H70ZM129 51L131 52V53H133L134 54V56H136L135 58H133L132 60H131V58H130V60L131 61H133L132 62V64H135L136 63V61H138V58H137V53L139 54V49H137V47L136 46H134V45H131L130 46V48H129ZM128 51V52H129ZM138 51V52H137ZM31 52H30V54H31ZM74 52V51H73ZM80 52V51H79ZM88 52V51H87ZM101 52V51H100ZM112 52V51H111ZM129 52V53H130ZM144 52V51H143ZM1 53V52H0ZM24 53V52H23ZM35 53V52H34ZM52 53V52H51ZM64 53H66V52H64ZM69 53V52H68ZM81 53V52H80ZM98 53H99V51H98ZM145 53V52H144ZM9 54H10V52H9ZM21 54V53H20ZM29 54V55H30ZM36 54V53H35ZM37 54V55H38ZM62 54V53H61ZM70 54V53H69ZM94 54V53H93ZM100 54V53H99ZM102 55H103V53H101ZM4 55H6V54H4ZM22 55H25V54H22ZM28 55V54H27ZM49 55V54H48ZM66 55V54H65ZM64 54H63V56H65ZM74 55V54H73ZM80 55V54H79ZM83 55V54H82ZM91 55V54H90ZM89 55V56H90ZM97 55V54H96ZM114 55V54H113ZM145 55L147 56H150L148 53H145ZM15 56V57H16ZM21 56V55H20ZM19 56V57H20ZM34 56V55H33ZM40 56V55H39ZM46 56V55H45ZM51 56H52V54H51ZM69 56V55H68ZM99 56V55H98ZM129 56V55H128ZM141 56V55H140ZM155 56V55H154ZM7 57V56H6ZM13 57H14V55H13ZM18 57V58H19ZM26 57V56H25ZM24 57V59H26ZM38 57V56H37ZM83 57V56H82ZM86 57V56H85ZM101 57V56H100ZM110 57H112V56H110ZM129 57H131V55L129 56ZM156 57V56H155ZM3 58V57H2ZM11 58V57H10ZM23 58V57H22ZM40 58H42V57H40ZM44 58V57H43ZM48 58H50V56L48 57ZM56 58V57H55ZM63 58H66V57H63ZM103 58V57H102ZM142 58H144V57H142ZM160 58V59H161ZM9 59V58H8ZM60 59H62V58H60ZM71 59H73V58H71ZM80 59V61L82 62V59L81 58H79ZM85 59V58H84ZM83 59V60H84ZM97 59V58H96ZM128 59V58H127ZM146 59V58H145ZM152 59H153V56H152ZM17 60H19V59H17ZM31 60V59H30ZM65 60V59H64ZM90 60V59H89ZM93 60L94 61H96L94 58H93ZM99 60V59H98ZM102 60V59H101ZM116 60V59H115ZM129 60V61H130ZM222 61L221 62V64H219L218 62H220V61ZM4 61V60H3ZM3 61H2V63H3ZM8 61V60H7ZM16 61V60H15ZM14 61V62H15ZM23 61V60H22ZM50 61H53V60H51L50 59ZM57 61V60H56ZM58 61H60V60H58ZM72 61H74V60H72ZM72 61H68L69 63H68V69L70 70L71 68V65H73L76 61H74V63L72 64ZM78 61V60H77ZM79 61V62H80ZM91 61H92V59H91ZM104 61V60H103ZM106 61V60H105ZM117 61V60H116ZM128 61V60H127ZM150 61H151V58H150ZM6 62V61H5ZM20 62V61H19ZM27 62V61H26ZM36 62V61H35ZM34 62V63H35ZM47 62V61H46ZM45 62V63H46ZM78 62V63H79ZM88 62V61H87ZM90 62V61H89ZM97 62V61H96ZM99 62V61H98ZM141 62V61H140ZM147 62V61H146ZM148 62H149V60H148ZM153 63H154V67H156L157 66V59H155V60H153L152 61ZM151 62V63H152ZM39 64L41 63V59H40V62H38ZM50 63V62H49ZM55 63V62H54ZM63 62L62 61H60V62H57V64L58 65H60V64H62ZM75 64V67H76V71L74 72V73H72L73 75H74V79H75V77L76 78H78V80H79V78H80V75H81V66L79 65V64ZM83 63H85L86 64V62H84L83 61ZM102 63V62H101ZM101 63H99L100 65H101ZM104 64H105V62H103ZM114 63V62H113ZM112 63V64H113ZM138 63V62H137ZM152 63V64H153ZM1 64V63H0ZM9 64V63H8ZM12 64H14L13 62H12ZM37 64V63H36ZM42 64V63H41ZM56 64V63H55ZM82 64V63H81ZM88 64V63H87ZM96 64H98V63H96ZM98 64V65H99ZM108 64V63H107ZM148 64H150V63H148ZM152 64H150V65H152ZM16 65V64H15ZM14 65V66H15ZM19 65H23L22 64V62H21V64H19ZM27 65V64H26ZM49 65V64H48ZM99 65V66H100ZM109 65V64H108ZM121 65V66H122ZM130 65V64H129ZM144 65H145V63H144ZM165 65V66H166ZM23 66H25V65H23ZM35 66V65H34ZM42 66V65H41ZM45 66H46V64H45ZM53 66V65H52ZM61 66V65H60ZM59 66V67H60ZM65 66V65H64ZM93 66V65H92ZM92 66H90V67H92ZM104 66V65H103ZM111 66V65H110ZM118 66V65H117ZM131 66V65H130ZM133 66V65H132ZM135 66V65H134ZM133 66V67H134ZM137 66V65H136ZM143 66V65H142ZM141 66V67H142ZM7 67V66H6ZM18 67V66H17ZM30 67V66H29ZM36 67V66H35ZM48 68L50 67V66H47ZM46 67V68H47ZM102 67V66H101ZM106 67H108V66H106ZM106 67H104V68H106ZM113 67H115V65L114 66H112V68ZM120 67V66H119ZM132 67V68H133ZM140 67V68H141ZM144 67V66H143ZM146 67H147V65H146ZM158 67H159V65H158ZM158 67H157V70H158ZM167 67V66H166ZM213 67H215V69L212 71L211 70V68H213ZM13 68V67H12ZM19 68V67H18ZM37 68H39V67H37ZM41 68V67H40ZM55 68V67H54ZM57 68V67H56ZM63 68V67H62ZM66 68V67H65ZM100 68V67H99ZM108 68H110V67H108ZM118 68V67H117ZM122 68V67H121ZM124 68V71L126 70V69H128V67L125 69ZM138 68V67H137ZM168 68H169V65H168ZM10 69V68H9ZM8 69V70H9ZM17 69V68H16ZM24 69V68H23ZM31 69H34V68H31ZM52 69V68H51ZM73 69V68H72ZM88 69V68H87ZM89 69H91V68H89ZM130 69V68H129ZM128 69V70H129ZM142 69V68H141ZM156 69V68H155ZM7 70V69H6ZM5 70V71H6ZM35 70H37V69H35ZM48 71L50 70V69H47ZM62 70V69H61ZM66 70V69H65ZM65 70H63L64 72H66ZM95 70H96V68H95ZM94 70V71H95ZM99 70V69H98ZM100 70H103L102 68L100 69ZM99 70V71H100ZM106 70V69H105ZM108 70V69H107ZM106 70V71H107ZM115 70V69H114ZM121 70V69H120ZM135 69H133V71H134ZM137 70V69H136ZM144 71H145V69H143ZM142 70V71H143ZM147 70H149V69H147ZM238 70H240V73H246V76L245 77H247V74H248V78H246L245 79V81H243V79H241L240 77H239V79H237L236 78V74L238 73ZM2 72H1V74L3 75V76H6V75H4L5 74V71L4 70H1ZM12 71V70H11ZM14 71V70H13ZM18 71H20L19 69H18ZM44 71L45 70H43V71H41V72H43V74H44ZM53 71V70H52ZM59 71H60V69H59ZM63 71H60V72H63ZM70 71H72V70H70ZM74 71V70H73ZM110 71V70H109ZM108 71V72H109ZM117 71V70H116ZM123 71V69L121 70V72ZM130 71H132V70H130ZM138 71H140V69L138 68ZM154 71V70H153ZM194 71H195V73H194ZM212 71V72H211ZM9 72V71H8ZM17 72V71H16ZM21 72V71H20ZM20 72H18V76H19V79H21V75L19 74ZM28 72H29V70H28ZM36 72V71H35ZM40 72V71H39ZM39 72H37L36 73V75L39 73ZM46 72V71H45ZM96 72V71H95ZM98 72V71H97ZM96 72V73H97ZM103 72H104V70H103ZM111 72V71H110ZM117 72H119V71H117ZM158 72V71H157ZM202 72H204V74H202ZM13 73V72H12ZM48 72H46L45 74H47ZM50 73V72H49ZM88 73L89 72H87L86 70H84V75H88ZM91 73V72H90ZM89 73V74H90ZM93 73V72H92ZM102 73V72H101ZM123 73V72H122ZM125 73V72H124ZM129 73V72H128ZM144 73V72H143ZM151 73H152V71H151ZM216 73H218L219 75H220V79H218V84H215L216 86H215V89L214 90H212L213 88H214V79H215V76H216ZM260 74V77H259V74ZM7 74V73H6ZM25 74V73H24ZM27 74V73H26ZM25 74V75H26ZM44 74V76H46V77H49V80H50V83H51V85L54 87V88H56V86H57V84L59 83V78H58V75L56 76H53V74H52V72H51V74H48V76L47 75H45ZM58 74V73H57ZM98 74V73H97ZM97 74H95V75H97ZM106 74H108V73H106ZM137 74V73H136ZM141 75H142V72L140 73ZM148 74H150V73H148ZM257 74H258V76H257ZM16 75V76H17ZM39 75V74H38ZM62 75V74H61ZM60 75V76H61ZM70 75V74H69ZM83 75V74H82ZM81 75V76H82ZM111 75V74H110ZM124 75V74H123ZM123 75H120V73L119 74H112L111 76H110V81L109 82H112V83H110V84H116V83H119V82H121V83H125L124 82V80L125 79H123L122 77H120V76H123ZM130 75V74H129ZM135 75V74H134ZM138 75V74H137ZM137 75H136V77H137ZM140 75V76H141ZM150 75H153V74H150ZM149 75V78L151 79V81L154 79V77H152L151 78V76ZM158 75V74H157ZM201 75H202V77H201ZM218 75V76H219ZM238 75H240L239 73H238ZM238 75H237V77H238ZM8 76V75H7ZM89 76V75H88ZM101 76H103V75H101ZM100 76V77H101ZM145 76V75H144ZM154 76H155V73H154ZM193 76V77H192ZM243 76V75H242ZM10 77V76H9ZM13 77V76H12ZM31 77V76H30ZM45 77V78H46ZM68 77V76H67ZM95 76H93V78H94ZM105 77V76H104ZM130 77V76H129ZM128 77V78H129ZM146 77V76H145ZM157 77H161V76H157ZM32 78V77H31ZM43 78V77H42ZM73 78V77H72ZM88 78V77H87ZM125 78H127V77H125ZM139 78H141V77H139ZM139 78H136L137 80L139 79ZM156 78V77H155ZM6 79V78H5ZM33 79V78H32ZM61 79V78H60ZM66 77L64 76V78H63V81H64V83L65 82H67L66 81ZM91 79V78H90ZM89 79V80H90ZM98 79V78H97ZM100 79V78H99ZM98 79V80H99ZM130 79V78H129ZM129 79L127 80V81H129ZM134 79V78H133ZM132 79V80H133ZM136 79L135 80H133V81H136ZM147 79V78H146ZM159 79V78H158ZM158 79H156L157 81H158ZM6 80H8V79H6ZM15 80V79H14ZM28 80V79H27ZM72 80V79H71ZM76 80V79H75ZM78 80H77V82H78ZM88 80V79H87ZM96 80V79H95ZM97 80V81H98ZM103 80V79H102ZM131 80V79H130ZM141 80H143V82H144V80H145V78L144 79H141ZM200 80H202V79H200ZM217 80V79H216ZM5 81V80H4ZM21 81V80H20ZM86 81V80H85ZM105 81V83H106V80H104ZM113 81H114V83H113ZM126 81V80H125ZM154 81V80H153ZM152 81V82H153ZM159 81H161L160 79H159ZM204 80H202V82H203ZM29 82H30V80H29ZM38 82V81H37ZM102 82V81H101ZM142 82V81H141ZM163 82V81H162ZM166 82V81H165ZM201 82V81H200ZM245 82V83H244ZM13 81H12V79L9 81V84L12 86L13 85ZM33 83V82H32ZM62 83V82H61ZM63 83V84H64ZM68 83V82H67ZM71 83V82H70ZM73 83V82H72ZM139 83V84H138ZM147 83H148V81H147ZM150 83V82H149ZM168 83V82H167ZM172 83V82H171ZM216 83V82H215ZM246 83H249V85L251 86V85H253V87H247V84ZM254 83V84H253ZM7 84V83H6ZM16 84V83H15ZM29 84H31V83H29ZM35 84V83H34ZM47 84V83H46ZM49 84V83H48ZM75 84V83H74ZM80 84V83H79ZM82 84H84V86H82L79 90H78V92H79V94H76L74 91H71L70 93H68V96H69V94H70V98H72V101H73V103L75 104V105H77L78 107H80L79 105L81 104L80 103V98L83 100V98H85V96H86V93H87V91L89 90H87L86 88H85V83L83 82ZM93 84V83H92ZM102 84V83H101ZM100 84V85H101ZM115 84H114V86H115ZM131 84V83H130ZM132 84H134V85H136V86H134L135 88L134 89H136V88H138L140 85H141V83H140V81L138 80V82H137V84H138V87H137V84H135V82L134 83H132ZM131 84V85H132ZM161 84V83H160ZM189 84H191L192 85V83H189ZM199 84H201V83H199ZM17 85V84H16ZM16 85H15V87H16ZM39 85V84H38ZM44 85V84H43ZM76 85V84H75ZM78 85V84H77ZM95 85V84H94ZM105 85V84H104ZM107 85H109V83H107ZM120 85V84H119ZM118 85V86H119ZM123 85V84H122ZM128 85H129V83L127 84V87H128ZM142 85H147V84H143L142 83ZM150 85H151V83H150ZM154 85V84H153ZM153 85H151L152 86V88L154 87ZM158 84L156 83V86H157ZM162 85V84H161ZM165 85V84H164ZM197 85V84H196ZM8 86V85H7ZM14 86V85H13ZM12 86V87H13ZM18 86V85H17ZM40 86H41V84H40ZM48 87L50 86V85H47ZM64 86H65V84H64ZM72 86V85H71ZM71 86H70V88H71ZM79 86V85H78ZM88 86V85H87ZM86 86V87H87ZM97 86V85H96ZM103 86V85H102ZM112 86V85H111ZM117 86V85H116ZM121 86V85H120ZM132 86V87H133ZM155 86V87H156ZM159 86V85H158ZM163 86V85H162ZM166 86V85H165ZM173 86V85H172ZM190 86V85H189ZM193 87H194V85H192ZM191 86V87H192ZM213 86V87H212ZM10 87V86H9ZM12 87H10V88H12ZM21 87V86H20ZM19 87V91H24L23 90V88H20ZM22 87H24V84H23V86ZM30 87H31V85H30ZM42 87V86H41ZM51 87V86H50ZM67 87V86H66ZM77 87V86H76ZM108 87V86H107ZM110 87V86H109ZM108 87V88H109ZM147 87V86H146ZM150 86H148V91L150 90L151 91V88H149ZM155 87L153 88V90L155 89ZM160 87V86H159ZM173 87H175V86H173ZM199 87V86H198ZM209 87H212V88H209ZM263 87V86H262ZM36 88V87H35ZM65 88V87H64ZM68 88V87H67ZM79 88V87H78ZM88 88V87H87ZM89 88H90V86H89ZM93 88V87H92ZM96 88V87H95ZM101 88V87H100ZM100 88H98V86H97V93L95 94V91H94V93L93 92H91V90H89L90 92H91V94L93 93V95L95 94V96H93V97H95V98H93L94 100H93V102H91V104H89L88 102V105L87 106H85V109H82V108H80L76 113H73L72 112V114L70 113V115H68V116H63V115H65V114H63L61 111H62V109L67 105V106H70V105H68L67 104V102L68 101H63V100H58V101H56V102H54V103H57L58 105H57V108H58V111L60 112V114L59 115H56V112H54L53 111V107L52 108H46V107H43V108H40L41 110H40V112H42V109H43V111H44V113H45V118L44 117H42V119L44 118L45 120V122H47V121H50V123L52 122V125H54V127H55V129H56V131L55 130H52L53 132L55 131V135H54V133H51V131H49V130H46L47 129V127H46V129L44 128L43 129V131L44 130H46V134L48 133L49 134V132H50V137H51V139H49V138H47L46 139V141L44 140V144H42L43 145V147H42V149H40V146H39V149L40 150H47L48 149V147H49V145H51L52 144V146H53V149L52 150H50L51 148H49L48 150H50V158H49V160H48V162H50V163H48V165L50 164V168H51V170L48 172V170L49 169H47L46 168V170L45 171H47L46 172V177H53L54 179L56 178H58L59 177V179H61L60 178V176H62V175H64V174H61V173H63V172H61V171H63L64 169V167L62 168V170H61V166H60V163L62 162V163H65V165L64 166H66V164H67V167H65V169L67 170H69L68 172H72V171H74V170H78V171H84V169H85V166L84 165H86V164H82V163H80V162H73L72 161V164H71V161H70V163L68 164V163H66L67 162V160H68V156H67V153L65 154V152L67 151H70V149H72V146H75V153H76V155L77 156H79L80 157V150L82 149V148H84L85 146H87V145H96V143H97V145H102L103 143L105 144V147H114V149H116L115 148V146H118L120 149L122 148L121 146L122 145H124V144H126L127 145V148H126V154L128 155L130 152H131V147H130V145H135V143L138 141H141L140 143H145L146 145H145V147L144 148H146V149H144V148H142V150H139L140 148H137L136 150H138V151H136V150H133V152H137V153H140V154H142V155H140V156H147V155H149L150 153H151V150H150V148H149V146L153 143V144H155V145H158V143H159V141L162 139L161 137L163 136V135H165V134H163L162 136H160L161 134H160V132L157 130V133H156V131H154L153 130V128H152V126H150L148 123V127L147 128H145L146 127V124H145V127L144 128H142V126H141V121L143 122V121H145L144 120V118L145 119H149L151 116H149V118L145 115V113H146V111L147 112H150V113H152V115H153V113H156V114H158V115H165L166 114V112H167V110L166 109H163L162 108V105L164 106V107H166L167 105H168V99H171V98H169L168 96H170V95H168L167 96V98L168 99H166V100H163V99H161V100H163L164 102H163V104L161 105L160 103H162L161 102V100L157 103L158 104V106H157V109H153V107L151 106V103H152V100L149 98V96H148V101L149 102H146L145 101V99H143L142 97V101H141V99L140 100H137L135 97H133V99L135 100L133 103V106H131V104H126L125 105V112H124V114L122 113V111H124V110H122L121 112H118V111H116V109L115 108H118V106L119 105H121L122 103H123V99L121 100V98L119 99V97H117V98H114V96L113 97H105L104 96V98L102 97L101 98V96H102V94H101V96L99 97V92H100ZM113 88V87H112ZM112 88H110V89H112ZM129 88V87H128ZM131 88V87H130ZM143 88V87H142ZM162 88V87H161ZM165 88V87H164ZM229 88V90L228 91H226V89H228ZM25 89V88H24ZM28 89H30L29 87H28ZM41 89V88H40ZM66 89V88H65ZM119 89V88H118ZM123 89L124 88H122V91H123ZM133 89V90H134ZM144 89H146V88H144ZM143 89V91H145ZM159 88H157L156 90H158ZM191 89V88H190ZM199 89H201V88H199ZM212 91H211V90ZM261 89V88H260ZM39 90V89H38ZM53 90V89H52ZM106 90V89H105ZM115 91V89L113 88L111 91ZM140 90V89H139ZM142 90V89H141ZM165 90V89H164ZM165 90V91H166ZM193 91H194V89H192ZM195 90H197V89H195ZM36 91V90H35ZM67 91H69V89L67 90ZM67 91H66V93H67ZM117 91V90H116ZM115 91V92H116ZM122 91H120L121 93H122ZM147 91V90H146ZM149 91V92H150ZM161 91V90H160ZM199 91V92H200ZM31 92V91H30ZM34 92V91H33ZM40 92H42V91H40ZM53 92V91H52ZM107 92V91H106ZM119 92V93H120ZM126 92V91H125ZM130 92V91H129ZM133 92V91H132ZM135 92V91H134ZM159 92V91H158ZM197 92V91H196ZM262 92V91H261ZM13 93V92H12ZM26 93V92H25ZM44 93H45V91H44ZM44 93H42V94H44ZM48 93V92H47ZM46 93V94H47ZM54 93V92H53ZM58 93H59V91H58ZM57 93V94H58ZM62 93V92H61ZM105 93V92H104ZM109 93H110V91H109ZM126 93H128V92H126ZM136 93V92H135ZM160 93V92H159ZM194 93V92H193ZM202 93V94H203ZM46 94H44V95H46ZM115 94H117V93H115ZM133 95V93H130V95ZM138 94H140V93H137V95L136 96H139ZM191 94V93H190ZM195 94H197V96L195 95ZM195 94H193V95H195V98L198 100V102L199 103H201V105L203 104L202 102H201V100H200V98H201V94L200 93H195ZM262 94V93H261ZM28 95V94H27ZM38 95V94H37ZM43 95V96H44ZM49 95V94H48ZM64 95V94H63ZM85 95V96H84ZM108 95V94H107ZM128 95V94H127ZM127 95H123L124 97H126ZM132 95H131V97H129V98H132ZM141 95V94H140ZM148 95H149V93H148ZM150 95L152 96L153 95V93L151 94L150 93ZM162 95V94H161ZM192 95V94H191ZM204 95V94H203ZM264 95V94H263ZM13 96V95H12ZM30 96V95H29ZM51 96H52V94H51ZM58 96V95H57ZM65 96H67V94L65 95ZM88 96H92V95H88ZM117 96V95H116ZM120 96V95H119ZM145 96H146V94H145ZM154 96V95H153ZM157 96V95H156ZM160 96V95H159ZM158 96V97H159ZM166 96V95H165ZM261 96V95H260ZM49 97H50V95H49ZM54 97V96H53ZM60 97H63L62 95L60 96ZM59 97V98H60ZM140 97V96H139ZM143 97H144V95H143ZM164 97V96H163ZM34 98V96L32 97V99ZM50 98H52V97H50ZM91 98V97H90ZM89 98V99H90ZM123 98V97H122ZM166 98V97H165ZM172 98L174 99V98H176L175 96H172ZM178 98H179V96H178ZM192 98V96H190L189 95V99H191ZM194 98V99H195ZM38 99H40V98H38ZM56 99V98H55ZM58 99V98H57ZM86 99V98H85ZM127 99H128V97H127ZM127 99H125L124 98V102H125V100L126 101H130V99L129 100H127ZM153 99H155L154 97H153ZM157 99V98H156ZM172 99V100H173ZM13 100V99H12ZM25 100V99H24ZM49 100V99H48ZM81 100V101H82ZM92 100V99H91ZM168 100V101H167ZM30 101V100H29ZM32 101V100H31ZM30 101V102H31ZM36 101V100H35ZM45 101V100H44ZM50 101V100H49ZM69 101H71L70 99H69ZM157 101V100H156ZM176 101H177V99H176ZM175 101V102H176ZM179 101V100H178ZM189 101V100H188ZM194 101V100H193ZM18 102V101H17ZM22 102V101H21ZM24 102V101H23ZM26 102V101H25ZM29 102V103H30ZM50 102H52V100L50 101ZM50 102H48V103H50ZM83 102H85V101H83ZM155 102V101H154ZM173 102V101H172ZM215 102V101H214ZM217 102H218V99H217ZM219 102H220V100H219ZM218 102V103H219ZM15 103V102H14ZM47 103V102H46ZM47 103V104H48ZM137 103H140L141 104V106H140V104H137ZM174 103V102H173ZM189 103V102H188ZM188 103H187V105H188ZM198 103V104H199ZM218 103H216V104H218ZM222 103V102H221ZM221 103H220V105H221ZM23 104V103H22ZM53 104V103H52ZM136 104H137V106L139 105L140 107L139 108H142V107H145V109L143 110V109H139L137 106H136ZM155 104V103H154ZM153 104V105H154ZM197 104V103H196ZM213 104V103H212ZM211 104V105H212ZM215 104V103H214ZM216 104H215V107H216ZM16 105V104H15ZM56 105V104H55ZM74 105V106H75ZM134 105H135V107H134ZM177 105V104H176ZM191 105V104H190ZM194 105V104H193ZM193 105H191V106H193ZM253 105V106H254ZM76 106V107H77ZM151 106V107H150ZM155 106H156V104H155ZM172 106V105H171ZM173 106H174V104H173ZM180 106H181V104H180ZM195 106V105H194ZM197 106V105H196ZM214 106V105H213ZM219 106V105H218ZM14 107V106H13ZM16 107V106H15ZM11 108L10 107V112H13V113H15L16 114V117H14V119L12 120V122H11V124L10 123H8V124H10V125H12V124H14V123H17L18 122V120L20 121V123L22 124V121H24V120H22L21 121V118H25V116L23 117V112L21 111V110H19L18 108ZM18 107V106H17ZM38 107V106H37ZM37 107H36V109H37ZM51 107V106H50ZM124 107V106H123ZM200 107V106H199ZM202 107V106H201ZM204 107V106H203ZM215 107H214V109H215ZM223 106L221 105V108H222ZM249 107H251V109L253 108L252 106H249ZM248 107V108H249ZM254 107H257V106H254ZM35 108V107H34ZM55 108V107H54ZM74 109L73 110H77V109H75V107H73ZM167 108H168V106H167ZM173 108V107H172ZM175 108V107H174ZM177 108V107H176ZM179 108V107H178ZM182 108V107H181ZM186 108V107H185ZM188 108V107H187ZM193 108V107H192ZM206 108V107H205ZM216 108H218V107H216ZM33 109V108H32ZM56 109V108H55ZM122 109V108H121ZM169 109V108H168ZM180 109V108H179ZM190 109V108H189ZM188 109V110H189ZM196 109V108H195ZM247 109V108H246ZM251 109H249L250 111H251ZM57 110V109H56ZM65 110V109H64ZM72 110V109H71ZM71 110H69V111H71ZM72 110V111H73ZM172 110V109H171ZM170 109H169V111H171ZM191 110V109H190ZM207 110V109H206ZM209 111H210V109H208ZM217 110V109H216ZM219 110V109H218ZM224 110V109H223ZM254 110V109H253ZM252 110V111H253ZM256 110V109H255ZM254 110V111H255ZM74 111V112H75ZM180 111H181V109H180ZM183 111V110H182ZM192 111V110H191ZM203 111H205V110H203ZM248 111V110H247ZM246 110H245V115H243L244 117H247L248 116V112H247ZM259 111V110H258ZM262 111V110H261ZM1 112V111H0ZM211 112V111H210ZM209 112V113H210ZM23 113V114H22ZM38 113V112H37ZM122 113V114H121ZM125 113H126V117L125 118H122V116L123 115H125ZM149 113V114H150ZM170 113V112H169ZM176 113V112H175ZM212 113V112H211ZM215 113V112H214ZM217 113H219L218 111H217ZM220 113H222L221 111H220ZM254 113H256V112H254ZM253 113V114H254ZM260 113V112H259ZM263 114H262V116L261 117H263V115H264V112H262ZM35 114V113H34ZM33 114V115H34ZM40 113H38V115H39ZM114 114V115H113ZM168 114V113H167ZM178 115H179V113H177ZM183 114V113H182ZM241 114V113H240ZM252 114V115H253ZM32 115V116H33ZM67 115V114H66ZM113 116L114 118L111 120L110 118L111 117H109V116ZM158 115H156V116H158ZM210 115V114H209ZM212 115V114H211ZM221 115V114H220ZM226 115V114H225ZM232 115V114H231ZM235 115V114H234ZM239 115V114H238ZM31 116V117H32ZM95 116V119H94V122H90L91 123V125H89V127H87V129H85V127H84V122L88 119V118H91V117H94ZM140 116H141V118H140ZM146 116V117H145ZM155 116V117H156ZM162 116V117H163ZM172 116H174V115H172ZM171 116V117H172ZM229 116V115H228ZM227 115H226V117H228ZM242 116V117H243ZM250 116V115H249ZM248 116V117H249ZM256 116V115H255ZM257 116H258V113H257ZM8 117H10V116H8ZM13 117V116H12ZM29 117V116H28ZM34 117V116H33ZM32 117V118H33ZM168 117V116H167ZM170 117V115H169V118H171ZM183 117V116H182ZM182 117H181V119H182ZM186 117V116H185ZM192 117V116H191ZM191 117H189V118H191ZM207 117V116H206ZM225 117V118H226ZM236 117V116H235ZM234 117V118H235ZM238 117V116H237ZM241 117V116H240ZM251 118H252V116H250ZM259 117H260V115H259ZM27 118V117H26ZM39 118V117H38ZM153 118H154V116H153ZM168 118V119H169ZM229 118V117H228ZM256 118V117H255ZM28 119V118H27ZM34 119V118H33ZM40 119V118H39ZM93 119V118H92ZM91 119V120H92ZM151 119V118H150ZM156 119V118H155ZM165 119H166V117H165ZM176 119H178V118H176ZM235 119H237V118H235ZM234 119V120H235ZM238 119H239V117H238ZM242 119V118H241ZM247 119V118H246ZM257 119V118H256ZM256 119H254V120H256ZM264 119V118H263ZM11 120V119H10ZM29 120H30V118H29ZM38 120V119H37ZM90 120V119H89ZM138 120H140V122H138ZM152 120V119H151ZM190 120V119H189ZM188 120V121H189ZM225 120H227V119H225ZM251 120V119H250ZM253 120V119H252ZM257 120H259V119H257ZM256 120V121H257ZM260 120H261V118H260ZM93 121V120H92ZM114 121H115V123H116V121L118 122L117 124H120L121 122H124V121H126V122H128L129 123V127H125V128H123V126L122 125H119V126H114L115 125V123H114ZM231 121V120H230ZM232 121H233V119H232ZM241 121V120H240ZM262 121V120H261ZM31 122H32V119H31ZM34 122V121H33ZM32 122V123H33ZM37 122V121H36ZM36 122H34L35 123V126L37 125L36 124ZM134 122H136V123H140L139 124V126H140V128H135L134 126H135V123ZM147 122V121H146ZM151 122V121H150ZM155 122H156V120H155ZM177 122V121H176ZM238 122V121H237ZM244 122V121H243ZM255 122V121H254ZM259 122V121H258ZM19 123V122H18ZM27 123V122H26ZM33 123V124H34ZM37 123H39V122H37ZM44 123V122H43ZM88 123V122H87ZM93 123V124H92ZM106 123H110L111 125H107ZM112 123H114V125H112ZM134 123V124H133ZM157 123V122H156ZM167 123L168 122H166L165 120H164V118H163V120H160V123H158L159 125H160V128L161 129H167L168 128V125H167ZM169 123H170V121H169ZM230 123H232V122H230ZM234 123H236V122H234ZM251 123V122H250ZM76 124H77V126L79 125V129L81 130H79L78 132L79 133H76V134H72V133H74L72 130H74L75 129V127H74V125L76 126ZM125 124V123H124ZM144 124V123H143ZM188 124V123H187ZM189 124H191V123H189ZM222 124V123H221ZM239 124H240V122H239ZM244 124V123H243ZM247 124V126H249V125H251V124H249L248 125V123H246ZM259 124H261L260 122H259ZM25 125V124H24ZM41 125H43V124H41ZM45 125V124H44ZM157 125V124H156ZM171 125V124H170ZM172 125H173V123H172ZM171 125V126H172ZM176 125V124H175ZM238 125V124H237ZM236 124H235V126H237ZM245 125V124H244ZM255 125V124H254ZM258 125V124H257ZM27 126V125H26ZM38 126V125H37ZM36 126V127H37ZM76 126V127H77ZM86 126V125H85ZM88 126V125H87ZM155 126V125H154ZM246 126V127H247ZM251 126H253V125H251ZM259 126V125H258ZM262 126V125H261ZM28 127H32V126H27V128ZM49 127V126H48ZM50 127H52V126H50ZM69 127H72L71 129H70V131H69V133H68V130H69ZM182 127V126H181ZM238 127V126H237ZM245 127V126H244ZM255 127H256V125H255ZM26 128V129H27ZM34 128V127H33ZM143 129V133H142V138H138L137 137V134L136 133H133L132 132V130L133 129H137V130H139L140 131V129ZM158 128V127H157ZM189 128V127H188ZM253 128V127H252ZM23 129H25L24 128V126H23ZM25 129V130H26ZM29 129V128H28ZM128 129H129V131H128ZM190 129H191V127H190ZM248 128H246V130H247ZM259 129H260V127H259ZM25 130H23V132H26ZM136 130V131H137ZM160 130V129H159ZM173 130V129H172ZM175 130V129H174ZM180 130V129H179ZM182 130V129H181ZM244 130H245V128H244ZM248 130H250V129H248ZM33 131V130H32ZM38 131H40V129L38 130ZM38 131H33V134H34V132H35V134L38 132ZM41 131H42V128H41ZM49 131V132H48ZM72 131V133H70ZM75 131V130H74ZM142 131V130H141ZM169 131V130H168ZM186 131V130H185ZM29 132V131H28ZM31 132V131H30ZM76 132V131H75ZM40 133V132H39ZM44 133V132H43ZM156 133V134H155ZM170 133L172 134V131H170ZM176 133H178V131L176 132ZM24 134H26V133H24ZM23 134V135H24ZM45 134V133H44ZM46 134H45V136H46ZM141 134V133H140ZM168 134V133H167ZM166 134V135H167ZM37 135H38V133H37ZM36 135V136H37ZM173 135V134H172ZM182 135H183V133H182ZM189 135V134H188ZM28 136V135H27ZM26 136V137H27ZM30 136V135H29ZM31 136H33L32 135V133H31ZM44 136V135H43ZM53 136H55V137H53ZM170 136V135H169ZM185 136H187V135H185ZM197 136V135H196ZM25 137V135L23 136V138ZM98 137H101V140H99L98 139ZM172 137V136H171ZM171 137H169V138H171ZM184 137V136H183ZM191 137V136H190ZM190 137H188V138H190ZM194 137V136H193ZM198 137V136H197ZM37 138V137H36ZM44 138V137H43ZM152 138H154L153 140H152ZM167 138V137H166ZM181 138V137H180ZM179 138V139H180ZM185 138V137H184ZM196 138V137H195ZM173 139V138H172ZM175 139V138H174ZM176 139H178L177 137H176ZM187 139V138H186ZM206 139V138H205ZM118 140H120V142L118 141ZM170 140V139H169ZM169 140H167V141H169ZM188 140V139H187ZM33 141H34V139H33ZM35 141H36V139H35ZM58 141V142H57ZM167 141H165V142H167ZM179 141H181V140H179ZM202 141V140H201ZM41 142V141H40ZM162 142V141H161ZM175 142V141H174ZM176 142H177V140H176ZM191 142V141H190ZM189 142V143H190ZM196 142H197V140H196ZM210 142V141H209ZM164 143V142H163ZM172 143V142H171ZM182 143V142H181ZM32 144V143H31ZM38 144V143H37ZM142 144H138L139 146H136V147H140V145L142 146ZM166 144V143H165ZM170 144V143H169ZM168 144V145H169ZM185 144H186V142H185ZM207 144V143H206ZM30 145V144H29ZM36 145V144H35ZM35 145H33V146H35ZM177 145H178V142H177ZM180 145V144H179ZM178 145V146H179ZM189 145V144H188ZM187 145V146H188ZM194 145V144H193ZM159 146H160V143H159ZM161 146H162V143H161ZM163 146H164V144H163ZM166 146V145H165ZM170 146V145H169ZM171 146H173V145H171ZM175 146V145H174ZM177 146V147H178ZM181 146V145H180ZM117 147V148H118ZM134 147V146H133ZM177 147H175V148H177ZM182 147V146H181ZM31 148H32V146H31ZM30 147H29V149H31ZM38 148V147H37ZM102 148V147H101ZM162 148V147H161ZM164 148H167V147H164ZM164 148H162L161 150H165ZM215 148V147H214ZM28 150L27 148H24V150ZM32 149H36L35 147L34 148H32ZM38 149V150H39ZM74 149H72L73 151H74ZM96 149V148H95ZM103 149V148H102ZM106 148H104V150H105ZM111 149V148H110ZM120 149H118V151L120 150ZM124 149V148H123ZM144 149V150H143ZM153 149H154V147H153ZM157 150L159 149V147L158 148H156ZM167 149H169V147L167 148ZM166 149V150H167ZM173 148H170V150H172ZM184 149V148H183ZM217 149V148H216ZM215 149V150H216ZM47 150V151H48ZM104 150H102V151H104ZM169 150V151H170ZM176 150V149H175ZM175 150H173V151H175ZM182 150V149H181ZM187 151L189 150L188 148L186 149ZM185 150V151H186ZM193 150V149H192ZM46 151V152H47ZM107 150H105V152H106ZM112 151H113V149H112ZM111 151V152H112ZM168 151V150H167ZM167 151H162V153H161V151H156L155 150V157H154V160H156V158H157V160H158V162L160 161H165V155H166V152ZM178 151H180V150H178ZM189 151H191V150H189ZM189 151H188V153H189ZM34 152V151H33ZM45 152V153H46ZM100 151H98V153H99ZM115 153L117 152V151H114ZM182 152V151H181ZM180 152V156H181V153ZM184 152V151H183ZM198 152V151H197ZM218 152V151H217ZM228 152V151H227ZM102 153V152H101ZM107 153V152H106ZM105 153V154H106ZM153 153V154H154ZM167 153H169V152H167ZM173 153V152H172ZM177 153V152H176ZM175 153V154H176ZM23 154V153H22ZM47 154H49V152H47ZM47 154H45L46 156H49V155H47ZM100 154V153H99ZM108 154V153H107ZM125 154V153H124ZM131 154V153H130ZM152 154V153H151ZM163 154V155H162ZM195 155H196V157H197V154L196 153H194ZM221 154V153H220ZM229 154V153H228ZM249 154H251V153H249ZM256 154H257V152H256ZM45 155H43L44 157L43 158H45ZM92 155V154H91ZM101 155V154H100ZM117 155V154H116ZM170 155V154H169ZM169 155L167 154V156L169 157ZM177 155V157H178V153L176 154ZM188 155V154H187ZM191 155V154H190ZM189 155V156H190ZM235 155H236V153H235ZM89 156V155H88ZM93 156H97V153L95 152V155H93ZM114 156V155H113ZM125 156V155H124ZM130 156V155H129ZM128 156V157H129ZM151 156V155H150ZM164 156V157H163ZM189 156L187 157V158H189ZM236 156H238V155H236ZM250 156V155H249ZM256 156V155H255ZM254 156V157H255ZM90 157V156H89ZM92 157V156H91ZM122 157V156H121ZM128 157H126V159L125 160H127V158ZM139 157V156H138ZM138 157H137V159H138ZM170 157H172V155L170 156ZM174 157H175V155H174ZM173 157V158H174ZM253 157V158H254ZM257 157V156H256ZM82 158H84V157H82ZM96 158H99L98 156L96 157ZM104 158V157H103ZM116 158H117V156H116ZM132 158V157H131ZM141 158V157H140ZM149 158V157H148ZM195 158V157H194ZM240 158V157H239ZM21 159H22V157H21ZM122 159H123V157H122ZM129 159V158H128ZM134 159H136V158H134ZM153 158H150V160H152ZM172 158H169L168 160H171ZM69 160H70V158H69ZM104 160V159H103ZM130 160V159H129ZM133 160V159H132ZM157 160H156V162H157ZM175 160V159H174ZM191 160H192V158H190V160L189 159H187L186 161L187 162H189L190 161V163H191ZM255 160V159H254ZM31 161V160H30ZM144 161V160H143ZM153 161V160H152ZM175 161H178V159H176ZM185 161V163H187ZM202 162H203V160H201ZM240 162L242 161V159L241 160H239ZM125 162V161H124ZM145 162V161H144ZM157 162V163H158ZM169 162V161H168ZM172 161H170V163H171ZM181 162V161H180ZM74 163V164H73ZM94 163V162H93ZM102 163H104V162H102ZM126 163V162H125ZM139 163V162H138ZM152 163V162H151ZM165 164H166V161L164 162ZM170 163H168V165L170 164ZM173 163V162H172ZM194 163V162H193ZM193 163H191V165L193 164ZM37 164V163H36ZM40 164V163H39ZM113 163H111L109 166L110 167H113L114 165H112ZM144 164V163H143ZM147 164V163H146ZM146 164H145V166H146ZM149 164V163H148ZM159 164V163H158ZM165 164H163L164 166H165ZM178 164V163H177ZM197 164V163H196ZM230 164V163H229ZM241 164H242V162H241ZM24 165V164H23ZM41 165V164H40ZM63 165V164H62ZM126 165H128V164H126ZM125 165V166H126ZM136 165V164H135ZM138 165V164H137ZM180 165H184V164H180ZM179 165V166H180ZM186 165V164H185ZM184 165V166H185ZM240 165V164H239ZM37 166H38V164H37ZM36 166V167H37ZM134 166V165H133ZM132 166V167H133ZM139 166V165H138ZM141 166V165H140ZM143 166V165H142ZM148 166V165H147ZM170 166V165H169ZM183 166V167H184ZM187 166H188V164H187ZM194 166V165H193ZM229 166V165H228ZM233 166V165H232ZM243 166V165H242ZM245 166V165H244ZM249 166V165H248ZM47 167V166H46ZM87 167V166H86ZM136 167V166H135ZM149 167V169H150V167H151V164H150V166H148ZM182 167V168H183ZM37 168H40V166L39 167H37ZM43 168V170H44V168L45 167H42ZM49 168V167H48ZM167 168H168V166H167ZM166 168V169H167ZM181 168V167H180ZM185 168V167H184ZM189 168H190V166H189ZM224 168V167H223ZM34 169H36V168H34ZM34 169H33V173H35L36 171H37V169H36V171L34 172ZM136 169V168H135ZM152 169H154L153 167H152ZM151 169V170H152ZM156 169V168H155ZM165 169V170H166ZM186 169V168H185ZM214 169V168H213ZM39 170V169H38ZM42 170V171H43ZM65 170V171H66ZM134 170V169H133ZM145 170V169H144ZM150 170V171H151ZM161 170H162V168H161ZM164 170V169H163ZM164 170V171H165ZM171 170V169H170ZM170 170H169V172H170ZM175 170V169H174ZM183 171L184 169H180V171ZM187 170V169H186ZM217 169L215 168V171H216ZM246 170V169H245ZM42 171H37V173L38 172H42ZM135 171V170H134ZM134 171L132 172V170H131V172H132V174L134 173ZM141 171V170H140ZM156 171V170H155ZM158 171H160L159 169H158ZM172 171V170H171ZM177 173H175L174 171V175H176V174H180V176H181V172L179 171V169L177 170H175ZM179 171V172H178ZM226 171H227V169H226ZM225 171V172H226ZM229 171V170H228ZM227 171V172H228ZM44 172V171H43ZM67 172V173H68ZM136 172V171H135ZM139 172V171H138ZM137 172V173H138ZM217 172H218V170H217ZM224 172V171H223ZM66 173V174H67ZM145 173V172H144ZM159 173H161V174H163V171H161V172H159ZM167 173H168V171H167ZM172 173V172H171ZM184 172H182V174H183ZM256 173V172H255ZM42 174V173H41ZM44 174V173H43ZM61 174V175H60ZM65 174V175H66ZM129 174V173H128ZM165 174V173H164ZM163 174V176L160 178L161 179V182H160V179H159V182L160 183H162V184H166V183H168L167 182V180L169 179V178H167V176H166V174L164 175ZM187 174V172H185V174H183V175H185V176H182V177H179L178 175H176V179L173 181L174 183L175 182H180L181 180H183V182H184V184H186L187 185V187H188V185H190V182H191V185L193 184V180L191 181V177H190V175H186ZM38 175V174H37ZM58 175H60V176H58ZM160 175V174H159ZM169 175V174H168ZM173 175V176H174ZM137 176V175H136ZM157 176V175H156ZM156 176H155V178H156ZM170 176V175H169ZM38 177V176H37ZM37 177H36V180H37ZM43 177V176H42ZM44 177H45V175H44ZM46 177L44 178V181H45V179H46ZM158 177V176H157ZM232 177V176H231ZM230 177V178H231ZM172 178V177H171ZM232 178H234V177H232ZM39 179H42V181H43V178H40V176H39ZM158 179V178H157ZM46 180H48V179H46ZM237 180V179H236ZM35 181V180H34ZM34 181H31V182H33L34 183ZM39 181V180H38ZM51 181L53 182L54 180L53 179H51ZM56 181H60V180H56ZM56 181H54V183L53 184H55V182ZM64 181V180H63ZM114 181V180H113ZM198 181V180H197ZM223 181V180H222ZM232 181H233V179H232ZM17 181L15 180V178L13 179V185L10 187V189H6L5 191L2 189L1 191H0V231H6V229L8 230V226H10L12 223H11V221H9V214H8V208H9V204L11 205H14L15 203H19V202H25V204H26V202H27V204H29L28 203V192H30L31 193V191L29 190V188H28V190H25V188H21L19 185H18V183H16ZM36 182V181H35ZM46 182V181H45ZM48 182H50V180H48L47 181V183ZM61 182H62V180H61ZM61 182H59L60 184H62ZM169 182H171L170 180H169ZM182 182V181H181ZM210 182H211V179H210ZM239 182V181H238ZM39 183H41V182H39ZM38 182L36 183L37 185L39 184ZM47 183H45V184H47ZM51 183V182H50ZM59 183L57 184V182H56V187L57 188H61L60 186H59ZM227 183V182H226ZM226 183H225V185H226ZM236 183V182H235ZM35 184V185H36ZM44 183L43 184H39V186H42L43 187V185H45ZM52 184V183H51ZM68 184V183H67ZM83 183H77L76 185H75V187H74V189H76V190H78V192L80 191L81 193H82V195H85V193H87L86 192V190H85V188L83 187L84 185H82ZM195 184V183H194ZM222 184V183H221ZM230 184H231V182H230ZM33 185V187H35V185L34 184H32ZM37 185H36V187H37ZM49 185V184H48ZM190 185V186H191ZM233 185V184H232ZM231 185V186H232ZM250 185V184H249ZM39 186L37 187L39 190L41 189V194H46V189H47V187H45L44 188V190H45V192L44 193H42V188H39ZM51 186H53V188L55 187L54 185H51ZM50 186V187H51ZM59 186V187H58ZM66 186V185H65ZM71 185H69V187H70ZM184 186V185H183ZM230 186V187H231ZM29 187V186H28ZM30 187H32V186H30ZM33 187L32 188H30L31 190L33 189ZM35 187V189H37ZM50 187H48L49 189L48 190H51V188ZM63 187H64V185H63ZM62 187V188H63ZM185 187V186H184ZM229 187V188H230ZM67 188V187H66ZM71 189H73V186L72 187H70ZM69 188V189H70ZM190 188V187H189ZM193 188V187H192ZM70 189V190H71ZM73 189V190H74ZM181 189V188H180ZM194 189V188H193ZM192 189V190H193ZM210 189V188H209ZM48 190H47V192H48ZM53 190V189H52ZM51 190V191H52ZM55 190V189H54ZM60 190V189H59ZM59 190H56V191H58V192H60ZM62 190H65V189H62ZM62 190H61V193H62ZM75 190V191H76ZM182 190V189H181ZM198 190V189H197ZM220 190V189H219ZM225 190V189H224ZM56 191H53L52 193H54V192H56ZM66 191H68L69 192V190H68V188H67V190ZM66 191L64 192V193H66ZM183 191V190H182ZM187 191V190H186ZM199 191V190H198ZM228 191V190H227ZM22 192V193H21ZM23 192H24V196H26V195H28L27 197H26V199L24 200L23 198H25V197H21V198H18V197H20V196H23ZM27 192V193H26ZM32 192H34V195L35 194H37L39 191L37 190V192L36 191H32ZM50 192V191H49ZM48 192V193H49ZM67 192V193H68ZM181 192V191H180ZM188 192V191H187ZM187 192H186V194H187ZM190 192H196L195 190H193V191H190ZM202 192V191H201ZM204 192V191H203ZM224 192V191H223ZM252 192V191H251ZM25 193H26V195H25ZM51 192L49 193L50 194V196H51V194H52ZM197 194H198V192H196ZM206 193V192H205ZM208 193V192H207ZM210 193H212V192H210ZM219 193V192H218ZM225 193H227L226 192V190H225ZM20 194H22V195H20ZM39 194H40V192H39ZM39 194H37V195H35V197L36 196H38ZM58 194H60V193H58ZM213 194V193H212ZM223 194V193H222ZM228 194H230V193H228ZM253 194V193H252ZM263 194V193H262ZM34 195H32V201L33 202H35L36 201V198L34 197L33 198V196ZM87 195V194H86ZM163 194H161L160 196H159V200L161 201V199L163 198V196H162ZM191 195V194H190ZM196 195V194H195ZM204 196L206 195V194H203ZM208 195V194H207ZM214 195V194H213ZM40 196V195H39ZM44 196H46V195H44ZM56 196V195H55ZM60 196V195H59ZM75 196V195H74ZM79 196V195H78ZM189 195L187 194V197H188ZM197 196V195H196ZM238 196V195H237ZM41 197V196H40ZM39 197V198H40ZM53 196H51V198H52ZM66 197H67V194H66ZM66 197H64L65 199L64 200H66ZM87 197V196H86ZM210 197V196H209ZM208 197V198H209ZM219 197V196H218ZM242 197H244V196H242ZM42 198H43V195H42ZM50 198V199H51ZM54 198V197H53ZM68 198V197H67ZM79 198H81V200H82V197H79ZM185 198H186V196H185ZM192 198V197H191ZM207 198V199H208ZM216 198V197H215ZM222 198V197H221ZM224 198V197H223ZM45 199V198H44ZM43 199V201H45ZM55 200H56V198H54ZM54 199H52V200H54ZM206 199V198H205ZM237 199V198H236ZM51 200V201H52ZM54 200V201H55ZM63 200V201H64ZM69 200V199H68ZM78 200V199H77ZM80 200V201H81ZM137 200H138V198H137ZM195 200V199H194ZM197 200V199H196ZM204 200V199H203ZM209 200V199H208ZM238 200V199H237ZM242 200V199H241ZM249 200V199H248ZM48 201V200H47ZM50 201V200H49ZM71 201H73V200H71ZM79 201V200H78ZM159 201V202H160ZM240 201V200H239ZM39 202V201H38ZM40 202H42L41 200H40ZM46 202V201H45ZM189 202V201H188ZM67 203V202H66ZM80 203V202H79ZM150 202H148V204H149ZM247 203V202H246ZM200 205V204H199ZM7 206H8V208H7ZM78 206V205H77ZM228 206H229V204H228ZM11 207V206H10ZM17 207V206H16ZM80 207V206H79ZM135 207H137V205H135ZM156 207V206H155ZM243 208H244V206H242ZM246 207H248V206H246ZM77 208V207H76ZM75 208V209H76ZM213 208H216V207H213ZM229 208V207H228ZM235 208V207H234ZM236 208H237V206H236ZM235 208V209H236ZM243 208H241V206H240V208H238L239 210L240 209H243ZM74 209V210H75ZM147 209V208H146ZM185 209V208H184ZM230 209V208H229ZM231 209H232V207H231ZM237 209V210H238ZM255 209V208H254ZM59 210V209H58ZM78 210V209H77ZM76 210V211H77ZM139 210V209H138ZM144 210V209H143ZM143 210H141V211H143ZM199 210V209H198ZM234 210V209H233ZM236 210V211H237ZM248 210H249V208H248ZM53 211V210H52ZM52 211L51 210H49V211H46V214L49 216V217H51V216H53V213H52ZM200 211V210H199ZM214 211H215V209H214ZM242 211V210H241ZM240 211V212H241ZM54 212V211H53ZM75 212V211H74ZM79 212V211H78ZM219 212V211H218ZM220 212H221V210H220ZM219 212V213H220ZM243 213H242V215H240L241 217L240 218H242V219H246V220H251L252 219V215L251 214H248V211H247V209L245 208V210H243L242 211ZM76 213V212H75ZM207 213V212H206ZM227 213V212H226ZM226 213H224V218H226L227 216L225 215ZM253 213V212H252ZM74 214V213H73ZM232 214H234V213H232ZM237 214V213H236ZM9 217H8V216ZM28 215H30V214H28ZM76 215V214H75ZM205 215V214H204ZM208 215H209V213H207V216H205V217H207L208 218ZM231 215V214H230ZM68 216V215H67ZM62 217V220H64V221H67L68 222V220H67V218L68 217ZM234 216V215H233ZM236 216V215H235ZM32 217V216H31ZM33 217H34V215H33ZM60 217V216H59ZM184 217V216H183ZM196 217V216H195ZM201 217H203V216H201ZM204 217V218H205ZM217 217H219L218 216V214H217V216H216V218ZM223 217H219V219L217 218V219H214V220H216V225L218 226V225H221V220H222V218ZM260 217V216H259ZM185 218V217H184ZM188 218V217H187ZM187 218H185V219H187ZM191 218H192V215H191V217H190V220H191ZM237 218H238V216H237ZM29 219V218H28ZM41 219V218H40ZM184 219V220H185ZM193 219V218H192ZM195 219V218H194ZM206 219V218H205ZM212 219V218H211ZM241 219V220H242ZM166 220V219H165ZM177 220V219H176ZM175 220V221H176ZM196 220V219H195ZM195 220H194V222H195ZM198 222H199V217H198ZM208 220H210V219H208ZM213 220V219H212ZM229 220V219H228ZM232 220V219H231ZM238 221H240L239 219H237ZM246 220H242V221H246ZM253 220H255L254 218H253ZM252 220V221H253ZM34 221H36V220H34ZM33 221V222H34ZM41 221H42V219H41ZM186 221V220H185ZM189 221V220H188ZM200 221H202V220H200ZM227 221V220H226ZM230 221V220H229ZM234 221V220H233ZM233 221L231 222H228V223H232L233 224ZM237 221V222H238ZM241 221V222H242ZM249 221H247V222H249ZM44 222V221H43ZM173 222V221H172ZM189 222H191V221H189ZM193 222V221H192ZM197 222V221H196ZM197 222V224H199ZM204 222H206V220L204 221ZM203 221H202V226H203V223H204ZM211 222V224H212V221H210ZM214 222V221H213ZM236 222V224H238L239 226H240V224H242V223H237ZM37 223V222H36ZM173 223H175V222H173ZM177 223V222H176ZM185 224H184V226H189L188 225V223L186 224V222H184ZM246 223V222H245ZM244 223V224H245ZM39 224V223H38ZM41 224V223H40ZM54 224V223H53ZM57 224V223H56ZM194 224V223H193ZM208 224V223H207ZM224 224H226V222L224 223ZM235 224V225H236ZM243 224V225H244ZM27 225H31V228H32V225L34 226V224L32 223V222H29V223H27V224H24L23 225V229L24 230H26V232H27V230H29V229H31L29 226H27ZM43 225V224H42ZM192 225V224H191ZM201 225V224H200ZM200 225L198 226V225H196V227L197 228H199L200 227ZM206 225V224H205ZM204 225V226H205ZM223 225V224H222ZM228 224H226L225 226H227ZM230 225V224H229ZM228 225V226H229ZM234 225V226H235ZM39 226V225H38ZM55 226H57V225H55ZM54 226V228H57V227H55ZM60 226V225H59ZM186 226V227H187ZM204 226L202 227L203 229H205L204 228ZM211 227H212V225H210ZM225 226H224V228H223V230L224 229H226L225 228ZM227 226V227H228ZM232 226V225H231ZM230 226V228H227V230H226V233L231 229L232 231L230 232L229 231V233H235L236 231H237V225L235 226V228H236V230H234V227L232 226L231 227ZM242 226V225H241ZM42 227V226H41ZM44 227H45V225H44ZM61 227H64L63 225L61 226ZM192 228L194 227V226H191ZM190 226H189V228H191ZM208 227H209V224H208ZM213 227H214V225H213ZM216 227V226H215ZM214 227V228H215ZM223 227V226H222ZM221 227V228H222ZM244 226H242V228H243ZM39 228V227H38ZM37 228V229H38ZM46 228V227H45ZM54 228H53V230H54ZM184 228V227H183ZM192 228H191V230L190 231H192ZM195 228V227H194ZM196 228V230H198ZM233 228V229H232ZM241 227H240V229H242ZM245 228V227H244ZM40 229V228H39ZM38 229V230H39ZM186 229V228H185ZM217 229V228H216ZM229 229V230H228ZM48 230H49V228H48ZM57 230V229H56ZM55 230V231H56ZM59 230H60V227H59V229H58V232H59ZM195 230V229H194ZM222 230V231H223ZM243 231H245L244 229H242ZM45 231H47V230H45ZM44 231V232H45ZM61 231V230H60ZM204 231H206V229L204 230ZM212 231V230H211ZM211 231H209V232H211ZM218 231V230H217ZM47 232H49V231H47ZM52 232V231H51ZM66 232V231H65ZM67 232H68V230H67ZM66 232V233H67ZM71 232V231H70ZM201 232V231H200ZM214 232H215V230H214ZM46 233V232H45ZM192 233V232H191ZM204 233L205 234H207L206 232H203V230H202V233H201V235L203 234L204 235ZM220 232L218 231V234H219ZM221 233H223V232H221ZM238 233H239V229H238ZM13 234H15V233H13ZM48 234V233H47ZM72 234H73V231H72ZM198 234V233H197ZM19 235L20 234H18V236H16V237H14V238H11V239H9V241H8V245H7V243L5 244V240H4V242H3V244H5V245H7V246H4L3 244H1V248H3L4 249V247H5V249L6 248H8V249H10V251H12V252H16L15 253V255L17 254V251L18 250H22L21 248H29V245H31V244H25L24 243V241H26V240H24V239H22V236H20L21 238H19ZM215 236L214 237H216V234H214ZM237 235V234H236ZM254 235V234H253ZM13 236H15V235H13ZM54 236V235H53ZM72 236V235H71ZM172 236V235H171ZM224 236H226L227 237V235L226 234H224ZM233 236H235V235H233ZM32 237V236H31ZM34 237V236H33ZM38 237V236H37ZM37 237H36V240H37ZM52 237V236H51ZM55 237V236H54ZM56 237H59V234L57 235L56 234ZM55 237V238H56ZM66 237H68L67 235H66ZM65 237V238H66ZM83 237V236H82ZM203 237V236H202ZM218 237H219V235H218ZM221 237V236H220ZM240 237V236H239ZM244 237V236H243ZM247 237V236H246ZM252 237V236H251ZM24 238V237H23ZM28 238V237H27ZM35 238V237H34ZM34 238H32L31 240H27V242L28 241H34ZM53 238V237H52ZM85 238V237H84ZM229 238V237H228ZM227 238V239H228ZM240 238H242V237H240ZM239 238V239H240ZM39 239V238H38ZM41 240H42V238H40ZM39 239V240H40ZM63 239V238H62ZM82 239V238H81ZM203 239H204V237H203ZM214 239V238H213ZM218 239V238H217ZM222 239V238H221ZM252 239V238H251ZM254 239V238H253ZM7 240V239H6ZM56 240V239H55ZM64 240V239H63ZM66 240V239H65ZM230 241H231V239H229ZM236 240V239H235ZM234 240V241H235ZM88 241V240H87ZM246 241V240H245ZM0 242H2V241H0ZM7 242V241H6ZM36 242H38V241H36ZM58 242V241H57ZM56 242V243H57ZM82 242H84V241H81L80 243H81V245H83V243ZM196 242V241H195ZM236 242V241H235ZM31 243V242H30ZM33 243H35V242H33ZM32 243V244H33ZM41 243V242H40ZM80 243H78V245L80 244ZM194 243V242H193ZM193 243H191V244H193ZM36 244V243H35ZM50 244V243H49ZM54 244V243H53ZM75 244H77V243H75ZM84 244H85V242H84ZM87 244V243H86ZM190 244V245H191ZM198 244V243H197ZM34 245V244H33ZM39 244H37V246H38ZM47 245V244H46ZM77 245V246H78ZM209 245V244H208ZM210 245H212V244H210ZM234 245H235V243H234ZM40 246H42V243L40 244ZM85 246V245H84ZM195 246V245H194ZM213 246V245H212ZM36 247V246H35ZM34 247V248H35ZM54 247V246H53ZM211 247V246H210ZM210 247H208V248H210ZM27 248V249H28ZM30 248H33V246L32 247H30ZM34 248L33 249H31V251L33 250V252H34ZM39 247H37V249H38ZM44 248V247H43ZM73 248V247H72ZM71 247L69 248V250L70 249H72ZM79 248V247H78ZM83 248V247H82ZM85 248V247H84ZM83 248V249H84ZM194 248V247H193ZM207 248V247H206ZM212 248V247H211ZM214 248V247H213ZM258 248V247H257ZM3 249H1V250H3ZM4 249V250H5ZM8 249H6V250H8ZM46 249V248H45ZM52 248H50V250H51ZM188 249V248H187ZM201 249V248H200ZM215 249H219V248H215ZM3 250V251H4ZM5 250V251H6ZM26 250V249H25ZM38 250H40V249H38ZM47 250V249H46ZM78 250H80V249H78ZM196 250H197V247H196ZM3 251H2V253H3ZM10 251H8V252H10ZM36 251V250H35ZM71 251V250H70ZM181 251V250H180ZM203 251L204 250H202L201 249V252L203 253ZM7 252V251H6ZM21 252V251H20ZM19 251H18V254L20 253ZM23 252V251H22ZM21 252V253H22ZM72 252V251H71ZM73 252H75V250L73 249ZM158 252V251H157ZM198 252V251H197ZM199 252H200V250H199ZM198 252V253H199ZM200 252V255L202 254ZM11 253V252H10ZM37 253V252H36ZM35 253V254H36ZM46 253H49V252H46ZM51 253V252H50ZM197 253V254H198ZM204 253H205V251H204ZM206 253H211V252H206ZM205 253V254H206ZM217 253V252H216ZM5 254V253H4ZM8 254V253H7ZM13 253H11L10 254V256L12 255ZM28 254V253H27ZM31 254V253H30ZM197 254H193V255H197ZM208 254H206V255H208ZM218 254V253H217ZM25 256H26V254H24ZM34 255V254H33ZM49 255V254H48ZM51 255V254H50ZM192 255V256H193ZM205 255V256H206ZM214 255V254H213ZM225 255V254H224ZM223 255V256H224ZM9 256V255H8ZM18 256V255H17ZM17 256H16V260H15V262L17 261ZM31 256V255H30ZM192 256H190V257H192ZM226 256V255H225ZM233 256V255H232ZM15 257V256H14ZM20 257H21V255H20ZM28 257H29V255H28ZM34 257V256H33ZM50 257H52V255L50 256ZM188 257H189V255H188ZM198 257V256H197ZM202 257V256H201ZM200 257V258H201ZM209 257H210V255H209ZM222 257V256H221ZM234 257V256H233ZM6 258H8V257H6ZM12 258H13V256H12ZM193 258H195V257H193ZM207 258H208V256H207ZM229 258V257H228ZM20 259V258H19ZM28 259V258H27ZM203 259V258H202ZM213 259H215V258H213ZM212 259V260H213ZM14 260V259H13ZM201 260V259H200ZM205 260H206V258H205ZM216 260H217V257H216ZM215 260V261H216ZM224 260H226L225 259V257H224ZM227 260H230V259H227ZM196 261V260H195ZM210 260H208V262H209ZM214 261V260H213ZM212 261V262H213ZM221 262L223 261V260H220ZM20 262V261H19ZM205 262V261H204ZM203 262V263H204ZM224 262V261H223ZM226 262V261H225ZM229 262V261H228ZM228 262H226V263H228ZM233 263H234V258H233V261H232ZM238 262H240V261H238ZM17 263V262H16ZM15 263V264H16ZM220 263V262H219ZM231 263V262H230ZM19 264V263H18ZM29 264V263H28ZM207 264V263H206ZM208 264H210V263H208ZM214 264V263H213ZM223 264V263H222ZM232 264V263H231ZM239 264V263H238Z\"/></svg>",
  "mask_w": 264,
  "mask_h": 264
},
{
  "label": "flooded vegetation",
  "instance_id": "af4514ba",
  "mask_svg": "<svg viewBox=\"0 0 264 264\" xmlns=\"http://www.w3.org/2000/svg\"><path fill=\"white\" fill-rule=\"evenodd\" d=\"M113 14H115V13H113ZM113 14H111V17H110V21L111 22H109L108 20H98L97 19V17H98V15H100V14H97V16H96V18L95 19H97L96 20V22L97 23H95L94 22V24H89L90 26H89V28H88V32H90L91 31V29L92 28H95V29H92V31L95 33L94 35L95 36H93V40H91V45H95L92 49H89L88 48V50L87 49H84V50H82V48L80 47V45H82L83 44V42L84 43H86V40H87V36L89 37V35H87L85 38H83L81 35H74L73 34V36H72V31L70 32V35H69V37H72V38H70L69 40L68 39H66V41H65V43L64 44H66L65 46L63 45V49H65V48H67V49H65V50H63V51H61V52H59L60 54V56H62V59H58V58H54V57H52L51 56V54H49L48 55V53H44V54H42V55H46L44 58H43V56H38L39 57V59H33L32 60V62L30 63V66L32 67V68H34V69H31V68H27L25 71H24V73H27L26 75L27 76H31L33 79H36L38 82H36V84H37V86H36V88L33 86V88H34V90L33 89H31V90H25L24 92H22V91H19V87H17V89L16 90H14L13 92H14V95L13 96H11V98H9V99H6V100H1V103H4V104H6V105H9V104H13V105H21V106H25L26 108H29V107H32L33 105H35V104H37V103H40L39 104V106H38V108H42V105L43 104H47L48 102H50L51 100H52V102H50V103H54V102H56L58 99H59V97L62 95L63 97H71L70 96V92L71 91H74L76 94H79V92H78V90L82 87V86H84V84H82L83 82V80L85 81L86 80V82L87 83H85V85L88 87H86L85 86V88L88 90H91V92H93L94 93V91L96 92V88H97V86H98V88L100 87V86H102V84L100 85V82L101 81H103L104 80V78H102V77H97L98 76V74L97 75H95V74H92L91 75V79L89 80L87 77H84L85 75H84V69L86 68V66L87 65H89V67H88V70H95V68H96V70L95 71H98L97 73H104L103 71H99L98 69H97V67H106L105 65L103 66V62H106V63H118V61H109L108 59L106 60V61H103V59L101 60L100 58H99V56H97L96 55V53H95V51H97L99 48L98 47H100V44H96L97 42H99L98 40H97V38L99 37V35L97 34L98 32H97V29L98 28H100V25L99 24H103L104 25V23L102 22V21H104V22H107V24H108V26L109 25H111L110 27H114L115 25H118L117 23H116V19H117V17H118V13L116 14V15H113ZM114 16V17H113ZM116 17V18H115ZM99 18V17H98ZM113 18V19H112ZM100 19V18H99ZM74 20H77V19H74ZM114 20V21H113ZM99 21H101L100 23H99ZM99 23V24H98ZM115 23V24H114ZM67 26V23H64L63 22V29H62V32L65 30V27ZM93 25V26H92ZM92 26V27H91ZM105 26V25H104ZM81 25L79 24V26H78V29H81ZM91 27V28H90ZM97 27V28H96ZM102 27V26H101ZM107 27V26H106ZM87 29V28H86ZM92 31L90 32V34L92 33ZM60 33V34H63V36L64 37H66V34L63 32V33ZM111 32V31H110ZM22 37V39L24 38V40H26V39H28L27 37H23V36H20V38ZM35 38H36V36H34ZM33 36H32V38H34ZM78 37V38H77ZM80 37V38H79ZM82 37V38H81ZM67 38V37H66ZM75 39H77V40H75ZM84 39V40H83ZM49 41V42H48ZM73 41H75L77 44H79L78 46H77V48L76 49H74L73 50ZM42 42H43V44L46 46L47 44H48V46H49V44H51V42H50V40H42ZM42 42L40 41V44H39V42H37L39 45H41L42 46V48L43 49H47V51H49V49L46 47V48H44L45 46H43V44H42ZM67 42H68V44H67ZM79 42V43H78ZM94 42H95V44H94ZM82 43V44H81ZM69 44H71V45H69ZM97 45V46H96ZM58 46V45H57ZM72 47V48H71ZM97 47V48H96ZM42 48H39L40 50L42 49ZM79 49V50H78ZM81 49V50H80ZM68 50V51H67ZM71 50V51H70ZM74 51V52H73ZM81 53H80V52ZM88 51V52H87ZM54 52V51H53ZM64 52H66V53H64ZM70 54H69V53ZM62 53V54H61ZM94 53V54H93ZM55 54H57L58 55V53H57V50L55 51ZM63 54L65 55V56H63ZM74 54V55H73ZM80 54V55H79ZM83 54V55H82ZM91 54V55H90ZM69 55V56H68ZM90 55V56H89ZM50 56V58H48ZM83 56V57H82ZM86 56V57H85ZM40 57H42V58H40ZM63 57H66V58H63ZM91 57V58H90ZM71 58H73V59H71ZM79 58H81L82 59V62L80 61V59ZM85 58V59H84ZM93 58L97 61H94L93 60ZM97 58V59H96ZM40 59H41V63L39 64L38 62H40ZM50 59L51 60H53V61H50ZM65 59V60H64ZM84 59V60H83ZM90 59V60H89ZM91 59H92V61H91ZM99 59V60H98ZM57 60V61H56ZM58 60H60V61H62L63 63L62 64H60V65H62V66H64L65 65V67L66 68H56V70L58 71V72H60V71H63V70H65L68 74H66V75H63V77L62 76H60L61 74H63L64 72H60L61 74H57L58 75V77H60L61 79L59 80V83L57 84V86H56V88H54L52 85H51V83H50V80H49V77H46V76H44V74L46 73V72H52V70H53V68L56 66V65H58L57 64V62H60V61H58ZM72 60H74V61H76L75 63H74V61H72ZM78 60V61H77ZM36 61V62H35ZM47 61V62H46ZM68 61H72V64L73 65H71V67L70 68H75L74 69V71H73V69H70V70H72V71H70L69 69H68ZM80 61V62H79ZM83 61L84 62H86V64L85 63H83ZM88 61V62H87ZM90 61V62H89ZM99 61V62H98ZM7 63H9V64H12V62H13V60L12 61H6ZM35 62V63H34ZM46 62V63H45ZM50 62V63H49ZM56 64H55V63ZM79 62V63H78ZM102 62V63H101ZM37 63V64H36ZM79 64L82 68V70H81V75H80V78H79V80H78V78H76L75 77V79H74V75L72 74V73H74L75 71H76V67H75V64ZM82 63V64H81ZM88 63V64H87ZM96 63H101V65L99 66L98 64H96ZM45 64H46V66H45ZM49 64V65H48ZM36 67H35V66ZM37 65H42L44 68H40L39 66H37ZM53 65V66H52ZM93 65V66H92ZM47 66H50L49 68L47 67ZM90 66H92V67H90ZM37 67H39V68H37ZM47 67V68H46ZM52 68V69H51ZM89 68H91V69H89ZM35 69H37V70H35ZM47 69H50L49 71L47 70ZM59 69H60V71H59ZM62 69V70H61ZM104 69H109L108 67H106V68H104ZM28 70H29V72H28ZM43 70H45L44 71V74H43V72H41V71H43ZM36 71V72H35ZM40 71V72H39ZM12 72H13V70H12ZM37 72H39L37 75H36V73ZM49 73V74H50ZM101 73V74H102ZM29 74V75H28ZM70 74V75H69ZM45 75H47V74H45ZM56 75V76H57ZM48 76V75H47ZM64 76L67 78L66 79V81L68 82H65L64 83V81H63V78H64ZM68 76V77H67ZM93 76H95L94 78H93ZM30 77V79H32ZM43 77V78H42ZM46 77V78H45ZM73 77V78H72ZM99 80H98V79ZM24 79H28L26 76L24 77ZM46 80L45 82H43V80ZM72 79V80H71ZM88 79V80H87ZM96 79V80H95ZM103 79V80H102ZM77 80H78V82H77ZM98 80V81H97ZM28 81V80H27ZM62 82V83H61ZM71 82V83H70ZM73 82V83H72ZM47 83V84H46ZM49 83V84H48ZM65 84V86H64V84ZM76 85H75V84ZM80 83V84H79ZM93 83V84H92ZM39 84V85H38ZM40 84H41V86H40ZM44 84V85H43ZM79 86H78V85ZM95 84V85H94ZM47 85H50L49 87L47 86ZM72 85V86H71ZM97 85V86H96ZM68 88H67V87ZM70 86H71V88H70ZM77 86V87H76ZM89 86H90V88H89ZM66 89H65V88ZM79 87V88H78ZM93 87V88H92ZM96 87V88H95ZM41 88V89H40ZM39 89V90H38ZM53 89V90H52ZM69 89V91H67ZM36 90V91H35ZM71 90V91H70ZM87 91V93H86V96L85 97H90V96H88V95H90L91 94V92L90 91ZM31 91V92H30ZM34 91V92H33ZM40 91H42V92H40ZM44 91H45V93H44ZM54 93H53V92ZM58 91H59V93H58ZM66 91H67V93H66ZM26 92V93H25ZM48 92V93H47ZM62 92V93H61ZM42 93H44V94H46V95H44V94H42ZM58 93V94H57ZM68 93H70L69 94V96H68ZM92 93V94H93ZM28 94V95H27ZM38 94V95H37ZM50 95V97H52V98H50L49 97V95ZM51 94H52V96H51ZM64 94V95H63ZM67 94V96H65ZM30 95V96H29ZM44 95V96H43ZM58 95V96H57ZM5 96L7 97V95L5 94ZM34 96V98L32 99V97ZM54 96V97H53ZM38 98H40V99H38ZM56 98V99H55ZM58 98V99H57ZM13 99V100H12ZM25 99V100H24ZM50 101H49V100ZM31 102H30V101ZM36 100V101H35ZM45 100V101H44ZM70 100H71V102H72V98H70ZM18 101V102H17ZM22 101V102H21ZM24 101V102H23ZM26 101V102H25ZM54 101V102H53ZM15 102V103H14ZM30 102V103H29ZM47 102V103H46ZM23 103V104H22ZM71 106L69 107V110H71ZM68 110V113L70 112Z\"/></svg>",
  "mask_w": 264,
  "mask_h": 264
}]
</instances>
